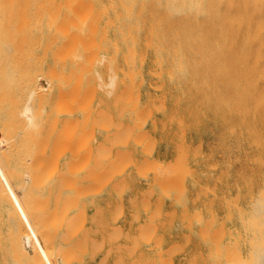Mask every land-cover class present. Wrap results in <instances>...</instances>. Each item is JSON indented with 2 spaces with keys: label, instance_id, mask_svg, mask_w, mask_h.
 Returning <instances> with one entry per match:
<instances>
[{
  "label": "rangeland",
  "instance_id": "1",
  "mask_svg": "<svg viewBox=\"0 0 264 264\" xmlns=\"http://www.w3.org/2000/svg\"><path fill=\"white\" fill-rule=\"evenodd\" d=\"M16 1L18 2L19 0H16ZM16 1L14 0V4ZM21 1L22 0H20V2ZM39 1L40 0H38V2ZM43 1L44 0H42V2H39V3L46 4L47 2H49L50 5L52 3H55L54 5L57 6L59 4L61 6V7H58L59 6L58 5L57 6L58 9L57 8L55 9L56 11H58L61 8L59 10L60 13L57 12L58 18L57 17L53 18L51 16L56 21H54L52 18L50 21H48V19H47V21L50 22V23L47 22L49 25L46 23L45 20H46L47 16L50 15V11L48 10V8H45L46 9L45 11H47V10L49 11V12L47 11L48 13H46L43 9L45 6H48V5L43 4L42 7H40V11H38V13H41V8H42L44 13H45V14L42 13L44 16L42 14L37 13V10H38L37 6L39 7V5L35 4L36 3L35 0L29 1V2H31V4L29 3L31 5L29 7H28V4L26 5V3H25V2H27V0H24L21 3V5H19L20 2H18L19 4L16 2V6H19V7H16L13 4L12 9L14 8V10L11 9V11H13V17L15 18V19L13 18L14 22H13L12 27L16 26L14 24L17 22V17L18 18L20 17L18 14L22 13V11H20L18 9V8H20V6L21 7L27 6L28 9L25 7L27 13L25 10H23V11H25V12H23V14L26 13V16L28 15V18H29L27 20L28 21V23H27V21H25L24 19L21 20V17L23 15L20 14L21 15L20 20L18 19L19 24L15 28V29H18V28L19 29L15 30L14 28H12V34L16 33V35L14 34L15 36L12 35V41L16 42L19 40V38H18L15 41V39L17 38V35H18V37H21L20 38L21 42H23L25 39H28V41L29 40L33 41L35 39V36L38 39L40 37V35H41L40 38L42 39V41L39 38V40L41 42L37 43L39 40H34L30 44V42L25 40L28 43V45L29 44L35 45L34 44L35 42L37 43L36 44L37 47H38V45H41V47L39 46L38 48L37 47L34 48L35 46L34 47L30 46L31 47L30 48L27 46V44H26V46H24L26 42L24 44L20 42V43H18L19 45L17 43L13 42V45L16 44L15 45L16 50H13V49H15L14 47L12 49L13 50L12 52H14V54L12 53L14 55L13 61L9 60V55L11 58L13 56L11 54V52L10 53L5 52V55H6V53L8 54V55H6L8 57L7 63H6V61L3 60L6 56L2 55L3 52L0 53V63L2 62L0 65L6 66L7 70H9V72L12 71V74L14 73L13 75H16V73L18 72L17 73L18 78H17V76H14L18 79L17 80L13 76L10 78V76L12 75L11 73H10L11 74L10 76L9 75L7 76V74H9V73H6L7 72L6 70H5L6 72H4L3 69H1L2 72L4 73L2 75L1 70H0V73H1L0 74V77H1L0 80L2 82V83H0V93L4 92L3 96L1 94L0 95L2 96V98L5 97L4 99H2L0 97V101H1V103H0V136L5 138V135H8V136L12 135V138L15 137L13 140L14 142H15V140H16V142L18 140L22 141L21 144H19V142L14 143L13 141H11L12 139H10V137H7V139H9L10 142H8L7 139H5L6 143L8 145L11 142H13V143L10 144L11 146L6 145L7 150L5 149L6 147L4 148V151H3L4 155L3 154L2 155L6 156L8 158V160L4 157V158H2L3 159L2 161H5V159H6L7 161L11 162V164L13 165V169H14L13 172L14 173L16 172L18 174L20 173V175L17 174V176H15L16 173L14 174L15 178L13 180V185H12V187L15 186V188L17 187L16 185H18L17 190L14 188L17 195H18V193L22 194V192H24L26 194L25 189L26 188L28 189V187H29L28 192H30L31 199H28V197H27V199L22 200V199H24V197H23L24 193L22 195L21 194L18 195L19 200H20V198H19L20 196H21V198L23 197L20 201V202H22V205L23 204L29 205L30 203H33L30 205H35L34 206L35 209L34 208H30V209L37 211V209L40 207L37 212L36 211H34V212H36L38 214L40 211V213L43 214V212H44L43 210H45V212H44L45 215L44 214H43L44 216L42 215V219H43L42 220L41 217L38 216L39 214L36 216H34L35 214L31 215V213H33V211H31L29 209V206L26 208L28 210V213H26V214H27L28 218L30 219V221H31V219H36V222L34 224H33V222H31V224H32V226L34 225L33 229L38 231L37 232L38 237L36 235L33 238V234H31L32 231L31 232L29 231L30 229L27 228V225L26 224H24V225L19 224V223H23L24 220L22 218L18 219L20 216L22 217V215L20 213H19L20 216L18 215V212H19L18 209H17L18 212L15 211L16 208L13 210L12 207L10 206L9 201L7 199H4L2 194H1V200H0V206H1V208H0V264H12V263L13 264H26V263L33 264V262H35V260H36V262H35L36 264L37 263L40 264L41 260H42L41 264H44L42 258H41V260L36 259L38 257L36 254H34V256L36 255L37 257L36 258L34 257L35 259L33 258L34 259L33 262H30L33 259H30V261H29V258L33 257L30 255H33V253H35V252H31V248L34 249V247H35V249H36L35 251L38 252V255H41V253H42L41 248H42V251H43L45 246L48 248V243H49V246L52 245L51 246V252H50V247H49V249H47V248L44 249V250L47 249L46 251L49 250V253H47L46 251L45 252L47 254H52L53 261L58 256L61 255L60 257L63 260V264H117L118 262H119L118 264H140V263L141 264H161L163 261H160V257L162 259L165 258V262H166L167 258H170L169 259V261H171L170 264H191V263L192 264H237V263H239V264H257V257H258L259 251H264V200H260V198H259V197H264V195H262V194H264V192H262V191H264V46L261 47L260 42L257 39H254L252 37L249 38L248 36H245L243 34H228V33L222 32L220 29L221 25L219 26V28L218 27L212 28V29L209 28L208 31L205 33V35L202 37H191V36H183V35L178 34L177 33V22H176L177 13L175 10L176 6L174 3L175 1L173 2V0H168L167 3H166V0H90L89 3L92 2L93 10H91L90 13H88L90 16L86 15V13H85V15H84L85 17H83L81 14H78L79 12H82L81 9H79L80 11L77 12L78 11L77 9L79 8V3H80L79 0H77V2H76L77 4L75 3L76 6L74 5V7H75L74 9H71V7L67 4L68 0H66L67 2L65 0H55L56 2H54L52 0H50V1L45 0V2H43ZM70 1H72V0H70ZM75 1L76 0H73L72 2H75ZM81 1L83 2L82 9L87 11L86 9L89 7L87 6V4H84V2L87 3L88 1H86V0H81ZM168 2H170V4ZM171 2H173V4H174L173 6H172ZM56 3H58V4H56ZM130 3L131 4L133 3V5L131 7H130ZM115 4H117V6ZM34 5H36V9H37L34 12H35V14L37 13V15H35L33 12V10H35ZM70 5L72 6V4H70ZM51 7L53 10L54 6L52 5L49 8H51ZM85 7H86V9H85ZM104 7H106V8H104ZM126 7L127 8L130 7V8L126 10ZM92 8L90 7V9H92ZM99 9L101 10V13L99 14V16H97L98 13L95 14L98 18H96L94 16L92 18V14L96 13V11L99 12ZM102 9L103 10L107 9L108 11L102 12ZM17 10L20 12L17 13ZM66 10L69 13H67ZM75 10H77L76 11L77 14L72 13V11L74 12ZM85 11H83V13ZM126 11H128L131 14H129ZM14 12H15V14H14ZM63 12L67 13L65 15V17H67L66 20L73 18L72 21L75 22L76 16L78 17L76 20L77 22L74 23L75 25L69 23V21L64 22L65 17H64ZM31 14H33V15H31ZM69 14L73 15V17L70 16L68 18L67 15H69ZM74 15H75V17H74ZM117 15H118V17H117ZM36 16L41 17V18L40 17L38 18V19H42V20H40L41 22L38 21L37 18H34ZM62 16L64 17V19ZM81 16H82V18H81ZM48 18H49V16H48ZM60 18H61V20H63L62 22L59 21ZM74 18H75V20H74ZM90 18H92V19H90ZM95 18H96V24H97V28H96V26H95V28L97 30L96 31L88 30V29H95V28L89 27V24L95 22ZM109 18L112 20V24L108 23V25H107L106 21L109 20ZM31 19H33L35 21L37 20V23L38 22L41 23L40 24L41 26L39 27V29H38L39 24H31L34 22ZM79 19H80V21H83V22L79 23L78 22ZM57 20L59 22H61L60 23V24H62L61 26L64 25L65 27H67L68 26L67 23H68V24H71L70 26H68L69 29L73 30V28H74V30L75 31L77 30V31L75 32V31L71 30L73 32L72 33V32H69V29L66 28L67 30L63 29L65 34H62L63 31H62V28L60 27V24L58 25V23H57L56 27H58V28L60 27L61 30H59L58 28L55 27V25H56L55 23L57 22ZM88 20H90L92 22H90L86 26V23H88ZM111 20H109V21H111ZM21 21H25L27 24L24 23L25 25H20ZM51 21H54V22L51 23ZM63 22H64V24H63ZM34 23H36V22H34ZM113 23H114V25H113ZM226 23H230V24H226L227 28L230 30L238 29V27H239L238 22H235V21L226 22ZM36 25H38V26H36ZM46 25H48V28H49V26H51L50 27L51 29H48L46 27ZM35 26H36V30L34 31ZM80 26H83V27L81 28ZM84 26H86V27H84ZM90 26L94 27L92 24ZM26 27H27V29H26ZM54 27H55V30H57V31H55V33L57 35L55 33H53ZM28 28H31L30 32L34 31V32H31V35H33L34 37L31 36L30 33H28L29 32ZM40 28H41V30L43 28V30H42L43 32L40 31ZM78 29L80 31L83 30L82 34H80L81 32L78 31ZM23 30H25V32ZM39 31L42 32L43 36ZM58 31H60V32L62 31L60 36H59L60 32L58 33ZM87 31H92V33L96 32L95 36L94 35L91 36L92 35V34L90 35L91 32L89 33V35L91 38L93 37V39H95V42L98 45L94 44V43L92 45L91 44L89 45V42L94 41V40H92L89 37V35L87 34L88 33ZM18 32L23 33V36H22V34H19ZM67 32L70 33V36L73 34L71 37H74V38L72 39L70 36H68L69 39H67L68 38ZM24 33H25V35H24ZM51 33L53 35L58 36V38L54 39L55 37L53 38ZM83 33H85L86 41L87 42L89 41L88 44H86L87 42H85V39H84L85 37H83V39L80 38L83 36ZM150 33L152 36L150 35ZM35 34H37V35H35ZM38 34H39V36H38ZM28 35H30V36L26 37ZM49 35H51L52 37H50ZM74 35L76 37L78 35V41H77L78 44L73 43L76 41V37ZM79 35H82V36H79ZM100 35L102 36V38H100ZM104 35H106V36L104 37ZM24 36H25V39H24ZM123 36H124V38H126L125 40H124ZM146 36H147V39H146ZM87 37H89L91 39V41H90V39L88 40ZM244 37L247 38V44H246V42H244L246 44L245 45L246 47L245 46L243 47L244 49H242L243 51L241 53L240 46L242 47V45H243V41L245 39ZM31 38H33V39H31ZM49 38L50 39L52 38L51 41H53V40L54 41L50 42ZM149 38L151 39V43H150L151 46L147 45V43L145 44L146 40L147 41L150 40ZM22 39H23V41H22ZM48 39H49V41H48ZM58 39H59V41H58ZM99 39H101V40H99ZM63 40H65V41L69 40V42L64 43L63 47H62V48H64V46L66 44L67 47H65L63 50L67 49L69 52L67 53V50L64 51V52H66V55H64L63 54L64 52H62L61 55L63 54L64 56H63V58H59L60 56L58 57V51H60L62 48L60 50H58L57 48H58V46L59 47L62 46L61 43H63L62 42ZM80 40H83L85 42V44L87 45L86 48L88 47L87 49L81 44L82 41H80ZM46 41H48V42H46ZM79 41H80V43H79ZM70 42L73 43L74 46H76V47L73 46L74 50L72 52L74 54H77L78 55L77 57H81V59L79 58L80 63H81V60L83 59V63L86 62L85 64H88L87 62H89V60L91 58L89 60L87 58H89L91 54L94 55L98 51L96 53V57L94 55V58H93V60H95V61H92V59L90 60L93 62V63L90 62L92 67L89 65L90 63L88 64L90 66L89 71L87 69L88 67H84L85 64H84V66H80V63H79V66H78V64H75V63H77L78 59L76 57V59L74 60V58L71 56L72 52H70L69 48L70 47L72 48V45ZM115 42H116V44H115ZM45 43H46V45H45ZM47 43L50 44L49 47H47L48 46ZM51 43H52V45H51ZM69 43H70V45H69L70 47L68 48ZM99 44H100V48L97 49V46L99 47ZM22 45L24 47H22ZM43 45L45 47H47L44 49V50H47L45 53L46 55L44 54V50H43L44 46ZM56 45H57V48H56ZM18 46H21V47H18ZM79 46H81V47H79ZM132 46L134 49H130V50L131 51L135 50L136 54L133 51V53L131 52L132 54H130V56H129L130 51H128L129 50L128 48H131ZM26 47L28 50L25 49ZM115 47H118L117 48L118 50ZM17 48H18V52L20 51L19 54L16 52ZM19 48H21V50ZM22 48H24V49L22 50ZM90 48H92V49L94 48L93 50L96 49L94 51V53H91ZM31 49H33V51H31ZM54 49H55V53H54L55 55L53 56L52 52H54ZM76 49H79L78 52ZM175 49H176V51H175ZM56 50H58V51H56ZM85 50L89 51V53H90V55L88 54L89 57L87 56V53L84 54L83 51H85ZM25 52H26V54H25ZM244 52H245V54H244ZM29 53L31 54V56H33V55L34 56L30 57V55H28ZM42 53L44 56L42 55ZM22 54L23 55L25 54L24 59L26 60V62H27L28 57H30L29 58L30 60H28V61L29 62L31 61V64H33V65H30L31 69L29 66L30 63H28V62H27V64H26V62L24 64L25 69L26 68L27 69L24 70L22 68L23 63L25 61L23 59ZM133 54L135 56L134 57V59H135L134 66H132L133 64H131L132 62H134V60H132L133 57L131 56ZM17 55H19L20 58H17ZM56 55H57V57H55ZM85 55L87 58L85 57ZM102 55L105 56V58H106L105 60L107 61V63L105 61L102 63L99 62ZM34 57L36 58V61L39 63V65H38V63H36V61H34L35 60ZM53 57H54V59L56 58L55 60H57V63L54 61ZM125 57L128 60V61H126V62H128L127 64L125 62ZM179 57H180V60H179ZM15 58H17V61L14 60ZM31 58H34V60H31ZM37 58H38V60H37ZM57 58H59V60ZM69 58H71V59L73 58V59L72 60L70 59L71 61H69ZM85 58L87 59L86 61H85ZM18 59H20V61H18ZM2 60L7 65H5V63H3ZM64 60H65V63H64ZM96 60H98V62H96ZM14 61H15V63H14ZM58 61H61L62 64L59 63ZM8 62H9V66H11L12 64L16 65V64L20 63V64H22V67L20 65H19L20 67L15 66L16 70H18L17 72L15 70V72H16L15 73L13 70L14 66L12 65L11 67H13V69H11V67L8 66ZM40 64L41 65L43 64V65L41 66ZM27 65H28V67H26ZM52 65L53 66L55 65L54 67L57 70L54 69V71H56V72L58 71V69L59 70L61 69L60 67H62L63 71H61V74H59L60 73L59 72V73H57L59 75L55 76L57 74L56 73L52 74L51 70H50V72H51V74H50L49 71H47V70L52 69V71H53ZM88 65H86V66H88ZM179 65H181V66H179ZM37 66H39V67H37ZM75 66H77V67L75 68ZM6 67H4V68L6 69ZM8 67L11 69V71ZM41 67H42V69H41ZM180 67H182V69ZM1 68H3V67H1ZM81 68L83 70H85V71L87 70V71L86 72L84 71V73H82L83 71L82 72L79 71ZM120 68H122V71L120 70ZM129 68L131 69L129 72H131L132 68H133L134 73H135V74L133 73V77H131V78H133V83H134V86L132 85L133 88L131 89L133 93H132V95L130 93L131 96H129L130 97V100L128 99L129 102H126L127 100L125 101V98L123 99L124 100L123 104L127 105L128 108L125 109L124 112L122 111L121 112L122 114L120 115L118 113L120 112V109L122 108L121 106L123 105L122 104L120 106V104L123 102L121 100L123 97H121L120 95H121V92L123 91L122 89L124 88V86H127L128 82H130V79H129L130 76L128 77L126 75V74H128L127 69H129ZM109 69H112L117 74V86H116L113 94L108 96L103 89H101L100 87L97 88L98 79H97L96 73L99 72L103 75H106V74H108ZM23 70L25 71V74H23V72H24ZM33 70L36 71L38 74H41L39 72H42V71H43L42 74L44 72L46 73V71L50 74V76H49V74L47 76L41 75V77H45V79L49 81L48 82L49 84H51V85L53 84V86H51V85L49 86V84H48V87H49V89L47 87V89L49 90L48 92H47L46 88L41 87L43 90H46L45 95L43 92L41 93V88L39 87V85H37L39 77H38L36 72H33ZM40 70H42V71H40ZM137 70H139V72H137ZM160 70L162 71L161 75L159 74ZM70 71H72V77L70 75L71 74ZM76 71L78 73L80 72L81 73L80 75H82V74L83 75L80 76ZM62 72H63V74H62ZM75 72L77 73V75L75 74ZM156 72H158V73L156 74ZM45 73L43 75H45ZM68 73H70L68 75L69 77H66L65 75H67ZM89 73H91L92 79L88 75ZM5 74L10 79L14 78V79H12V81H13L12 85L9 84V82L11 83L10 79L8 80L6 76L5 77L9 82H7V80L5 79V77H4ZM33 74H34V77H33ZM51 75H53V76H51ZM61 75H64V76H61ZM78 75L80 77L79 87L81 89L79 88L80 91L78 90V87H77L78 84H77L76 86H73V89H75V88L76 89L75 90L72 89L73 90L72 93H74V91L78 90L77 92H79V93H77V94L79 96H81V93H82L83 89L86 88V85L87 86L90 85L89 87L91 90L89 89V92L96 88L95 93H94V91L92 93H88V92L85 93L87 95L91 94L90 96L94 95V97L88 98L90 100L87 102V104H88V105L86 104L87 106L84 104L85 108H83V105H80L81 103H79V105L82 106L83 109L80 108V106L78 108V105L73 107V105L77 104L78 100H79L77 98V97H79L77 94L73 95L71 98H69L70 96L68 97V95H67L68 91H69L68 88L72 87L71 85H73V84L75 85L76 80H78V78H79ZM86 75H88L87 78L90 77L89 82L87 80L88 84L86 82ZM128 75H130V74H128ZM159 75H160V77H159ZM2 76L4 79L2 78ZM27 77L29 79H27ZM31 77H33V80H31ZM63 77H64L63 82L64 81L66 82V80L68 81L66 83H63L64 86H62V89H64V91L67 94H65V92H62L65 96L62 95V93L60 94V98L62 100L60 99V103L58 105L60 106L63 103V100H64V103L66 105H68L70 103V101H72V103H70V104L72 105L73 110L71 109V107H69L71 105H69L67 108L63 107L64 108V109L62 108L63 111L60 108L61 106L60 107L58 106L59 107L58 109H60V111L58 112V110H56L57 109V107H56L55 112H58V114L56 115V113L53 112L55 107H53V108H51V107L55 106L54 105L55 102L57 100H59V98H58L59 95H57V94H59L60 91H63V90H61V88H60V90H58L59 85L57 84V83H60V85H61L62 81H60V79H63ZM74 77L75 78L78 77V78L75 79ZM123 77L126 80H124ZM25 78L27 80H29L30 83L25 82V85H24V81L26 80ZM65 78H66V80H65ZM81 78H82V80H81ZM95 78H96V80L94 81ZM15 79H16V82H15ZM21 79L23 80V82ZM49 79H51V80H49ZM122 80H124L125 82H122ZM5 81L9 84L8 85L9 87L7 86V83ZM18 82L20 84L18 86H20L21 88H22V86H24V87L28 86L30 89L33 88V90H30L29 88L23 87L22 90L25 89V91L24 90L22 91L21 88L17 86ZM20 82L23 84L22 86H21ZM92 82L95 86L94 89H92L93 88ZM31 83H33V84H31ZM2 86L5 89L4 88L2 89L1 88ZM6 87L9 88L10 93L8 92ZM17 87H18V89H17ZM11 88L14 89L13 91H15V92H13ZM124 89H127V88L125 87ZM27 90H28V93L26 92ZM22 92L25 94H22ZM30 92H31V95H33V93L36 94V95L34 94V96H33L34 98H31V96L29 95ZM129 92H130V90H129ZM13 93H14V96H16L15 94H17V96H16L17 98L13 96ZM126 93H127V91L124 92V95ZM136 93H138V94H136ZM40 94H42V95H40ZM47 94H49V95L47 96ZM50 94H51V96H50ZM135 94H136V96H135ZM6 95H7V97H6ZM19 95H20V97L18 98ZM39 95L41 96V98ZM76 95H77V97H75ZM89 95L87 97H89ZM128 95H129V93H128ZM22 96L24 99L22 98ZM45 96H46V99H45ZM49 96H50V98H49ZM122 96H123V94H122ZM133 96L135 97V99H136V97H139V98L134 101ZM29 97L34 100V101H30V103L33 102V104H30L29 101L27 100V98L29 99ZM64 97H66V98H64ZM83 97H86V96H83ZM119 97H121V99ZM124 97L128 98L127 96H124ZM13 98H16L17 100H19V102ZM25 98H26L27 102L25 101ZM67 98L70 100L69 101L66 100ZM116 98H119L120 100L117 99L118 101H116V102H118V103H117V105L116 104L114 105ZM10 99H12V101ZM39 99L41 101H39ZM88 99H86V100H88ZM4 100L6 102L3 104ZM7 100H9V101H7ZM80 100H82L81 97H80ZM141 100H144V101H141ZM20 101L24 102V103L21 104ZM61 101H62V103H61ZM65 101L68 103H66ZM133 101L135 102V103H133V106H135L136 103H137V105L135 106V110L134 109L130 110V108H131L130 104ZM12 102H15L16 104H14V106H11V105H13ZM36 102L37 103L40 102L42 105L37 104ZM85 102L83 101L82 104ZM28 103L30 106H33L34 109H36L38 105H39L38 109H40V111H41V108H40L41 106L42 107L44 106L43 108L45 109L43 111V108H42V111L44 113L40 115V116H42V118H41L42 121L40 120V116H38L42 111L41 112L39 111V114H38V112H37L38 109L36 111L38 115L35 114L34 115L35 118L30 117L31 119H33V124H35V125L38 124V126L36 125V128L37 127L43 128L42 126H44V129L46 130L48 125L53 123V125H52V127H53L56 124L55 131L54 130H51L52 132L49 131V133L51 132L50 135H52V136H50L48 133L49 136L46 137L49 142L47 141V143H46L45 142L46 139H42V140H44L43 142H45L47 144L45 146V144L43 143L45 147H42V149H44V151L43 150L38 151L39 148L36 147V150L39 153L42 151V153H40V154H42L41 156L39 153H38V156L36 155L37 157L40 158L41 161L42 160L46 161L45 158H47L48 156L51 157V155H53L52 152H54V154L56 153V155H53V156L56 157L55 159H56L57 163L55 164V162H52L53 166L56 169L51 164L50 165L47 164L52 169H50L48 167L49 169L47 171H49V172H47L46 174H45V171H44V174L40 173L41 175H45L44 179H46V180H43V178L41 179L44 182L43 181L40 182L41 177L37 178L39 175H36V176L31 175V173L38 174L39 171L42 172L44 170L43 168L47 169V167L45 165H42V164H44V162L40 161L41 163H39V161H38L39 158L38 159L36 158L37 159L36 161H38V164L34 163L35 160H33L35 154L37 153L34 147L37 146L38 141H39V143L41 142L40 137L38 136L37 133H40L41 132L40 130H42V129L40 128V130H39L37 128L39 130V132L38 131L36 132V130H34V128H35L34 125H31V127H33V129H31L28 126H25L26 125L25 121L29 122V120L26 118L27 116L24 117V114L22 113V111H24L23 108H26V106H27L26 110H28V111L26 114L28 116L29 115L31 116V114H33V112H35V111L31 110V114L29 113L31 108L28 109V105H27ZM159 103L162 104L163 106L162 105H160L162 107L158 106L160 109L158 108V110H157L156 105H159ZM153 104L155 105V107ZM17 105H18V107H17ZM144 105H145V107H144ZM8 106H10V107H8ZM13 107H14V109H12L13 114L11 112L9 115V112L11 111L10 108H13ZM15 108L17 110L14 112L13 110H15ZM69 108L71 109V112L69 111ZM123 108H124V106H123ZM148 108L150 110H148ZM66 109H68V110H66ZM100 109L103 110V113H108L112 119V123H111L112 125L109 123V121H107L109 119H106L107 122H104V123H107V125H108V126H106L107 128L106 127L104 128V126L106 124H102L101 123L102 121H100V119H99V118H102L101 115H97V112L99 113ZM8 110H10V111H8ZM121 110H123V109H121ZM139 110H140V112H144V111L146 112L147 111V115L149 114L148 116L147 115L144 116L145 112L143 113V116H144L143 120L145 119V117H148V118H146L147 120H144L145 121L144 125L141 127L134 126V124H137V122L140 120L139 118H136L135 117L136 114H134L136 111H139ZM85 111L86 112L89 111L90 115H88V113H86V115L89 116V119L85 120V122L87 121L86 124L87 123L88 124L84 125V123H83L84 128L83 127L82 128L85 129V132H86V130L90 132L92 128L89 130L87 128L88 127H94V129H93L94 131L92 130L93 133L91 132V135L89 132H86V133H89L88 135H90L89 137H87L88 135L86 136V134H85V136L88 139L86 137H84L83 136L84 134H83L81 136V139L84 138L85 142L83 141V144L80 145L82 147L75 145V146H77L78 150H76L77 148L75 150H73L74 148H71L72 147L71 145L68 147H67V145H69L70 143L72 144L73 140H74V143L75 142L79 143L78 139H76L75 137L77 135V132H78V134L80 133V135L83 132V129L81 128V125H82L81 119H82ZM148 111H149V113H148ZM16 112H18V114H16ZM19 112L23 116H21V114ZM100 112H102V111H100ZM154 113L155 114H161L163 119L162 120L152 119ZM19 114H20V116H18ZM49 114H51V115H49ZM140 114L141 113H139L138 117L142 116V114H141V116H140ZM12 115H14V117ZM15 115H17V116H15ZM53 115L54 116L56 115V117H57L56 120L58 122L53 119V117H54ZM86 115H84V118L87 117ZM118 115H120V116L118 117ZM131 115H132V117H131ZM18 117H19V119H18ZM22 117H23V119L26 118L27 120L24 119L25 121L24 120L21 121L22 119H20V118H22ZM67 117H69L71 120L69 119V121H70V122L68 121L69 124L66 121L65 125H66L67 129H65V126L63 127L62 125H64L63 119L65 121V119ZM74 117H77L78 121L77 120L76 121L79 122L77 127H76L77 130L75 131V133H73L72 131H71V133L69 132L70 134L67 133L69 135V137L66 133H65L66 137L62 135L63 137L62 136L61 137L63 139L66 138L65 141L67 143H65V141L62 139L64 141V144L61 141L60 145H62V144L63 145L57 146V145H59L58 144V138L59 137L55 133L56 132L59 133L61 131L60 132V135H61L62 131H63L62 128L64 129V132H68V130L70 131V128L74 127L70 123L72 121H73L72 124L77 123L75 121L76 118L73 120ZM93 117H94V119L95 118L99 119L100 123L103 126L102 125H100V127H99V125H98V127L97 126H90V125H95V124L97 125L99 123V121H96L95 124H92L91 120ZM104 117L105 116H103V118ZM8 118H9V121H7ZM14 118H16V119L14 120ZM51 118H52V121H55L56 123L51 122ZM103 118H102V120H103ZM107 118H108V116H107ZM170 118H171V120H170ZM178 118L181 120L182 124H179ZM17 119L19 120V122ZM45 119H46V121H45ZM141 119H142V117H141ZM16 121L18 123L15 126ZM43 121H45V122H43ZM93 121H95V120H93ZM104 121H105V119H104ZM152 121H154V122H152ZM6 122H8V123H6ZM22 122L24 123L23 125L25 126V128L27 127L26 130L24 129L25 133L22 130L24 128V126H23V128L21 126ZM133 122H134V124H133ZM11 123L14 124L15 129H14V126L11 127V125H12ZM115 123H117V125L121 123L122 126L120 125L121 126L120 128H119V126H116V128H115V126L113 125ZM148 123H151V126L154 130H157L160 128L161 130L165 131V130H169L171 128H174L175 134H176V139H177V145H179V147L181 145L183 148L182 151L184 152V153H182L181 149L179 150L178 146L176 147V150L177 149L178 150H177L175 159H177V156H179V154L182 153L183 157L179 158V160H181L180 166L184 165V166L180 167V169H178V168L177 169L181 170V172L188 170L185 172L187 174H185L184 172H182V174H180V171L172 170V168H173L172 165L168 164V163H176V161L168 162L167 164H164V163H160V162H157L156 160L152 159L155 141L153 142L154 145H150V147L152 146V148H149L150 152L149 151L145 152L142 150L146 146L147 140L150 141V144H152L151 141L154 140V139L150 138L149 133L146 129ZM2 124H3V126H2ZM28 124L30 126L31 123L29 122ZM6 125H9L12 129ZM39 125H41V126H39ZM127 125L131 128L134 126V130L131 131L132 133L130 135V138L128 137L129 139H127V141L125 140L123 143L122 140L124 137H121L122 139L120 138L121 139L120 142L122 144L121 143L118 144V142L116 140L114 141V144H111L109 141L113 140V133L112 132L125 133L124 129ZM68 127H69V129H68ZM28 128L33 130V131L28 130ZM6 129H8L10 132H7ZM50 129H54V128H50ZM71 129L73 130V128H71ZM126 129H127V127H126ZM12 130L14 132L13 133L14 136L12 134ZM19 130H20V132H19ZM48 130H49V127H48ZM129 130H130V128H129ZM28 131L29 132L31 131V133H34V131L36 132V133H34V135L37 134L36 135L37 137L31 136V138H33V139L35 137L39 138L38 140L36 138H35L36 140H34L35 142H37V144L31 145V143H33V141L30 142L27 139V141L30 142L28 144V142L26 143L25 135L23 137L24 140H23V138H21L22 136H19L21 133L22 134H26V133L29 134ZM137 131H141L142 134H143V131H145L146 137L143 135L144 138H142L143 139L142 140L136 134ZM16 132H17V134H16ZM46 133L47 132H45L43 130L41 136L45 137L47 135ZM181 133L183 135H181ZM71 134L73 136H71ZM106 134H107L108 138L105 137ZM127 134H128V132H126V136H125V134H122V135H124L125 138H127V136H128ZM135 134L137 137L135 136ZM31 135H33V134H31ZM54 136L58 137L57 142H56L57 145L54 144L57 147L53 146L55 148V150H53V148H52V152H50V150H51L50 147L52 145L51 142L55 141L53 139ZM118 136H116V137L118 138ZM26 137L29 138V136H27V135H26ZM133 137H136L137 139H141L142 142L135 143L132 139ZM19 138H21V139H19ZM187 138H191V139L193 138V144H189V142H187ZM33 139H30V140H33ZM67 139H69V140H67ZM81 139H79V141H82ZM68 141H69V144H68ZM59 142H60V140H59ZM145 142H146V144L144 145ZM52 143H55V142H52ZM77 143H75V144H77ZM89 143H91V144L89 145ZM100 143L103 146H105L106 149H107V147L108 148L111 147V145H115V146L111 147L112 148L111 150L110 149L106 150L107 152L110 150L109 155H103L102 156L103 158L102 157L100 158L99 157L100 152L97 153L101 149V147H103V146H101ZM26 144L31 145V147H33V149H34L33 152H35L34 156H30L33 154H31V153L28 154V152H26V151H30V150H25V148L23 147ZM65 144H67V145H65ZM13 145H15V146L17 145V147H15ZM21 145H23V146H21ZM18 146L21 147V150H19V153L20 152L23 153V149H24L25 150L24 153L26 152V155H29L28 156L29 160L26 161V159L28 157L25 160H24V157L22 158V156L26 157L25 154H22L21 156H19L18 150L16 149V151H15V148L20 149V147H18ZM75 146H73V147H75ZM99 146H101V147H99ZM25 147H27V146H25ZM31 147L28 146V148H26V149H29V148L31 149ZM58 147H60V148H58ZM86 147L87 148L89 147L88 149H91L92 151L91 150L89 151ZM105 147H104V149H105ZM56 148L58 150H56ZM96 148H99V150L97 152H96ZM147 148H148V144H147ZM8 149H10V151ZM138 149L140 151V156L135 157L134 153ZM45 150H46V152H45ZM84 150L85 151L88 150L87 152H89L88 153L89 155H87V152H83ZM116 150H118L117 153L119 151H120V153H122V152L124 153V151L127 152V155L128 154L131 155L128 157H132V161H129L131 159H128L127 156L125 155V153H124V155L126 156L125 159H123V157L121 158L120 156H118L119 159L121 158L120 160L123 159L124 162L127 163L129 161L130 163L128 162L127 164H125L123 162L124 165H118V168L120 170L116 169L115 170V171H117L116 173H115V171L112 172L114 169H112V171L110 170L112 172L111 173L112 176H108L109 174L107 175L108 177H110L109 180H107L108 179L107 176L106 177L104 176V178L107 181H105V179H103V181H102V178H98V179H101L100 181H102L103 183L100 182L99 180L97 181L95 179L96 176L100 177V175H103L102 173H104L105 170L107 173V171H109V169H111V167L113 165H115L116 163H119V162H117V161H119L118 158L116 160H114L115 155H117ZM121 150H122V152H121ZM202 150H206V153L203 154L201 152ZM6 151L8 152L7 154L5 153ZM14 151H15V153H14ZM71 151H72V153H71ZM60 152H61V154H60ZM102 152L103 151H101V153ZM110 152H111V154H110ZM9 153H10V155H9ZM79 153L83 154V155L80 154V157L81 156L84 157L85 155H87L85 157H87L86 159H88V161L84 160L85 162H83L84 165H82V166L80 165L81 162H79L80 168H77V165H78L77 162L73 160L75 162L74 163L75 165H74L71 160H72V158L77 160V158L79 157ZM149 153H150V155H149ZM11 154H13L12 156L14 158L11 156ZM105 154H106V152H105ZM15 155H18V156H15ZM46 155H47V157H45ZM53 156L51 158H49V159H51V161H53V159H54ZM19 157H20V160L23 159L24 163L22 162V164L24 166H22L20 164L21 161L18 162L19 160L16 159ZM30 157H33V158H30ZM41 157H42V159H41ZM94 157H96V158L99 157L100 159H102L101 160L102 166H100L101 163L97 164V166L95 165V162H97L98 159L96 160ZM146 157H147V160L150 162V164H151V162H152V164L154 163V165H152L153 167H151L149 164L151 169L149 166H147V168L150 169V171H147V172L144 171V169H143L144 168L143 164H145L144 161L146 160ZM202 158H204L207 161V166L209 168V172L205 173V175L209 178L210 183H209V185L200 186L199 192H202L205 194L209 193L211 195V199L207 203L206 214L203 215L201 212H199L198 215H195V213L197 214V212L188 213L186 211V208H185V194H186L185 183H186L188 178H190L191 181L196 182V178L201 175V173L198 174L194 170V168L191 166V162H194V164H196L198 162V160H201ZM68 159H69V161L72 162V166H75L77 169L75 167L73 168V170H72V168H70L72 166L70 165L71 162L69 163ZM151 159H152V161H150ZM30 160H33L30 162V164L33 163L35 171L33 169H29L28 161H30ZM78 160H80V158ZM109 160H111L113 164L108 163ZM101 161H99V162H101ZM153 161H155V162H153ZM16 162L18 164H15ZM65 162L66 163L68 162L67 166L70 165L69 166L70 169L68 168L69 170L66 168L67 166H66ZM114 162H115V164H114ZM25 163H27L28 165L26 166ZM45 163H48V162H45ZM106 163H108L107 166H105ZM120 163H122V161H120ZM155 163H159V164L155 165ZM39 164H40V166H43V167H40V166L38 167ZM140 164L142 166V169L139 168L140 171L142 170L141 173L143 174L145 172L143 175H141V173L139 174V172H137L138 166ZM35 165L37 167H35ZM109 165H111V167L108 169ZM159 165H161L162 168ZM176 165H177V163H176ZM176 165H174V169H176L175 168ZM115 166H113V167H115ZM121 166H123V167L121 168ZM129 166H133V169H129ZM169 166H170V168H169ZM30 167H31V165H30ZM93 167L95 169L98 168V169H96L97 173H98V171H100V169L101 170L105 169V170L101 174L94 176L93 174H95L96 172L94 169H92ZM154 167H156V169L159 168L158 169L159 171L157 172L159 179H160V176H163V175L165 176L166 174L169 176L170 175L173 176L174 174H175V176L183 175V176H179L180 178L182 177L181 179H178L179 177H175V176L170 177V178L174 179V181H172V182H174V184L177 183V187H176V185H174L171 182L173 187H170L171 183H170V186L167 184L168 187H170V191H169V188L167 189V187H165L167 185L163 184L164 187L163 186L162 187L167 189V190L162 191L164 189H162V187L159 185V183L161 184V182H159V181H158L159 183L157 182V180H158L156 177L157 175L154 177V171H152L154 169ZM163 167H165L166 171L162 170ZM31 168H33V167H31ZM88 168H91L94 172L88 170ZM115 168H117V167H115ZM160 168L163 172L160 170ZM182 168L183 169L185 168V169L182 170ZM38 169H39V171H38ZM85 169H87L89 172H91V175L90 174H89L90 176L87 175L88 178L86 176V178L89 180H85L86 179L85 178L81 181L80 179H82L83 176L88 174V171ZM64 170H65V172H67L69 174L73 173V174H71V177L73 176L77 179L76 181L73 180V183H72V181L67 182L65 180L67 182V184L69 185V186L66 185V187L62 186V185H65V182H63L64 180L63 181L61 180V183H59L60 182L59 180L61 179V177H64V176H62L60 174L57 175V173H60V172L63 173ZM25 171H27L26 172L27 175H26ZM31 171H33V172H31ZM36 171H38V172H36ZM120 171H122V172H120ZM155 171H157V170H155ZM92 172H93V174H92ZM113 173H114V175H113ZM131 173H134L138 178L142 179V181L144 182V187L133 192L132 197L129 199L130 218L127 220V219H125V197L124 196H125V193L128 191V189L131 187V185L129 184ZM188 173H190V174H188ZM23 174H24V179H23ZM21 175H22V177H21ZM75 175H77V176H75ZM28 176H30V177H28ZM33 176H35L37 178L36 181H39L41 183V185H38L36 183V181H35L36 178ZM65 176H67V175L65 174ZM68 176H67V178H68ZM169 176H168V178H169ZM20 178H22L23 181ZM27 178H28L29 183H31L30 184L31 186L29 184H26L28 182H26V183L24 182V180L27 181ZM165 178H167V177H165ZM170 178H169V181L171 180ZM29 179H33V182H30L31 180H29ZM62 179H64V178H62ZM68 180H69V178H68ZM153 180H154V182H153ZM179 180H181V181H179ZM91 182H93V183L96 182L95 184H98L100 187L98 185H96L98 187L97 188L95 185H93L92 187L95 186L93 191L90 189V187L88 189L86 188L87 190H84L85 187L87 186V184L88 183L91 184ZM164 182H165V180H164ZM164 182L162 181V183H164ZM179 182H180V184H179ZM231 182H233L232 183L233 185L229 184ZM19 183H22L21 188H24V186H25V188L23 190H21L19 188V186H20ZM50 183H52V184H50ZM167 183H169V182L167 181ZM23 184H26V185H23ZM79 184H82V186L85 185V187H84V189H81L83 191L79 190L80 191L79 193L81 194L80 197L76 195L78 197V198H75L77 203L72 202L73 205L67 204L68 205L67 207H65V208L62 207L65 209L64 211H66L67 208H68V210L66 212H64L65 214H63V213L60 214V212H58V211H61L62 208H61V210L59 208L61 207V204H63V206H65L64 205L65 203H62V201L64 199L63 196L60 197L61 200L57 197V199H59L58 200L59 203L56 200L57 201V204H56L57 209H53V207L55 206V203H56V202H54V200L56 199L55 196H57L55 194L57 191H58L57 193H59V190H58L59 185L62 186V187L60 186V190H62L60 195H64L65 193H66L65 195H67L69 193L71 196L72 193L73 194H79V193H77V190L75 192V188H76L75 186H77V185L81 186ZM90 184L88 186L92 185V184L91 185ZM118 184L119 185L124 184V187H122L123 185L119 186ZM218 184H222V185L227 186V189L229 188V190H228L229 196L228 197L223 196V199H222L223 205L225 207V210L222 214L217 213V211L213 209L214 199L217 198V196H216L217 193L223 192L220 189L218 190ZM27 185H29V186H27ZM50 185H51V188H50L51 190L48 188V186H50ZM115 186H116V189H115ZM118 186L123 189V190L121 189V192L118 191V188H117ZM206 187H207V189H206ZM230 187H232L233 189L230 190ZM80 188H82V187H80ZM171 188H173V189H171ZM37 189L38 190L40 189L39 190L40 192L37 191ZM35 190H36V192H34V194L36 196L39 195V194H37V192H39L41 194V195H39L40 198L43 196L48 197V198L45 197L48 200V203H46V202L44 203L46 205L42 204L43 206H40L41 203L39 204V201L41 199L39 197L33 196V194H31ZM147 190L148 191L151 190L152 193L148 192ZM17 191H19V192L17 193ZM28 192H27L26 196L27 195L30 196L28 194ZM49 192H51V193H49ZM147 192H148V195L146 194ZM165 193L166 194L168 193V195H165ZM174 193H177V194L175 195ZM34 197L39 198L40 200L36 201V198H34ZM64 197H66V196H64ZM158 197H160V198H158ZM33 198L35 200H34V202H31V201H33ZM70 198L74 199L73 196H71ZM72 199H71V201H73ZM141 199H146V200H144L145 203H147V200H149L148 205H150V206L147 205L148 206L147 208L145 206L143 208L142 205H144V203L141 205V202H142ZM158 199H160V202ZM165 199H172V200H174V202H176L179 206L182 207L180 210V213L177 217V223L179 224V229H181V231L177 234L176 237L175 236L172 237V235L170 233L172 221H175V218H176L175 212H174V215L171 216L170 214H168V213H171V211L165 210L163 208V204H164ZM261 199H264V198H261ZM26 200H27V202H26ZM28 200H31V201L29 202ZM140 200H141V202H140ZM259 200H260V202H259ZM35 201L38 204H35ZM149 202H150V204H149ZM133 204H135V205H133ZM117 205H122V207L117 206ZM256 205H257V207H256ZM36 206H38L37 209H36ZM46 206H48V207H46ZM75 206H76V208H75ZM156 206H158L157 207L158 212H156V215H154V219L153 220L148 219L149 215H152L155 213L154 209L156 210ZM24 207H26V206H24ZM42 207H44V209H41ZM116 207L120 211V213L118 212L119 215L121 214L120 216L115 215L116 210H117ZM118 207H120V208H118ZM79 209H81V210L83 209L82 211H84L85 214H84V212L79 211ZM29 210L31 211L30 213H29ZM41 210H42V212H41ZM53 210L54 211L56 210V213H57V217H56L57 219L55 218L56 219L55 222H54V220L53 221L51 220L50 222L47 221V222H43V223L40 222L39 223V220L45 221L44 220V218L46 219L45 216H48L46 214L51 213V215H53L54 212L53 213L49 212V211H53ZM8 212H9V214H8ZM25 212H27V211H25ZM75 212H82V214L80 213L81 216L82 215L85 216V220L83 221L84 222L83 225L81 224L82 221L80 222V224L82 225V228H80V230H77L78 229L77 227H72V225L73 226L77 225L76 223H79L80 219L83 218V217L79 218L78 219L79 221L75 220L76 218H74V217H77L78 215H80V214H78L76 216ZM166 213L168 215H166ZM7 215H8V217H7ZM59 215L60 216L62 215V217H60ZM72 215H74V217ZM135 215H137V220L135 219V217H136ZM31 216H33L35 218H33ZM40 216H41V214H40ZM71 216L73 217L72 219L75 220V224H72V225L70 224L71 222L69 223V221L66 223L67 219H69ZM115 216H117V217H115ZM197 216H199V217L201 216L200 220H199V218H197ZM49 217H48V219H49ZM72 219H71V221H73ZM19 220L23 221V222L18 223ZM207 220H208V222H207ZM10 221H11L12 225H11ZM188 221L191 224L188 223ZM48 222H49V229H50L49 231L51 232L52 235L49 234L50 232H48V230H47L48 229L47 228ZM52 222H54V224H52ZM44 223H47V224H44ZM36 224H38V225H36ZM50 224H52V225H50ZM69 224L71 225L70 228H68ZM80 224H78V225H80ZM148 224H155V227L149 225V227H151V228L154 227V230H153L154 233L152 231L149 234V231H148V234L150 235V239L145 238L146 234H144L145 232L143 233L142 230H141V233L144 234L145 236L144 237L142 235L139 236L140 229L143 226L145 228L146 226H148ZM18 225H22V227H24L26 225L27 230H25L26 229L25 227H24V230L29 231L30 233H28V232L25 233L23 231V229L21 231V228L18 230V227H19ZM45 225H46V228H44ZM81 225H80V227H81ZM35 227L37 229H35ZM71 227L74 229L71 230L72 229ZM149 227L147 228V230L148 229L151 230V228H149ZM200 227L202 229L205 228V230L201 231ZM43 228H44V232L46 234L43 233V231H42ZM45 229H46V231H45ZM114 229H115V231L117 229H119V230H117V232H119V231L121 232V234H120L121 236L115 235V236H119V237H116V239L112 237V235H114V233H113ZM66 230L68 231V233H70V235L68 234L70 237L66 238L67 241L65 240L66 242H64L62 240L63 238L60 239V237H62V236H60V233H64L67 235ZM69 230H70V232H69ZM84 230H86V231H84ZM15 231L17 234H15ZM19 231H21V233ZM36 231L33 233L36 234ZM74 231H75V233H74ZM22 232L25 233L24 236L21 235V234H23ZM39 232H41V233H39ZM117 232H116V234H117ZM30 234H31V236H30ZM44 234L45 235L48 234L47 236L51 235V237L49 236L50 239L47 237V239H49V240H47L45 238L46 236H44ZM109 234L111 236H109ZM85 235L87 238H85ZM185 235L186 236L188 235V236L186 237ZM141 236L145 239H143ZM25 237L28 238L27 240L30 239V241H29L30 243L27 241L25 242V240H24ZM110 237H111V239H110ZM213 237L216 238L217 242H216L215 238H214V240L212 239ZM75 238L77 239V241L73 242ZM83 238H85V240L87 242V247L86 246L84 247V249L87 250L86 252H84L82 247L76 248V246L73 245L74 247L72 246V248H73L72 250L73 251L75 250L74 253L71 254L72 251H70V254L68 255L69 258H67V259H66L67 255L65 256V258L62 256L61 249L59 248L58 245H62V246H69L70 245V247H71V245L73 243H76V245H78V244L81 245L82 243H84L81 245V246H84V245H86L85 240L82 241L81 244L79 241V239L83 240ZM91 238H92L93 242L95 241V243H98L101 241L99 244L100 246L98 245L100 247L99 250L98 249H96V251L94 250V247H92V245H94V243L92 244ZM133 238L134 239L136 238L138 243L136 242V239H135V241H133L134 240ZM157 238L161 239L159 241L160 243H158ZM18 239H20V242ZM55 239H56V241H55ZM64 239H65V237H64ZM102 239H103V241H102ZM10 240H11V242H13V241H15V242L11 243V242H9ZM31 240H33V241H31ZM50 240H53V241H51L52 244L49 242ZM144 240H146V241H144ZM40 241H41V243L43 242L42 243L43 245H41V243H39L41 247L37 246V245H39L37 243ZM155 241H157L158 246H157V244L155 245ZM17 242H19V243H17ZM44 242H46L47 245L44 246ZM133 242L137 243V247L133 251V254L132 253L130 254L128 249H130V247H132L133 244L135 245V243H133ZM28 243L30 245L34 244V246L30 247V245L28 246ZM35 243H36V246H35ZM101 243H103V246ZM11 244H12V246H10ZM174 244H175V246H174ZM95 245H97V244H95ZM171 245L174 246V248L175 247L177 248L175 250L176 252H174V254H173L174 249H173V251L170 250V252H172L171 253L172 255L167 254V251H165L166 249L168 250L169 248H171L172 247ZM25 246L27 249H24ZM101 246H102V248H101ZM21 247H23L22 248V250L24 249L23 251L20 249ZM127 247H129V248L126 249ZM178 247H180V248H178ZM56 248H58L60 250L59 253L56 252ZM216 248H218V249H216ZM133 249H134V247H133ZM179 249H181V251H178ZM80 250H83V251H80ZM12 251H14L15 255H12V253H11ZM160 251L161 252L163 251L161 253V256L159 254H157ZM217 251H218V253H217ZM254 251H256V252H254ZM23 252H25V253H23ZM66 252H67V250H66ZM66 252L64 251L63 254ZM75 252L79 255H77V254L75 255ZM251 252H253V253L251 254ZM56 253L58 256L55 255ZM68 253H69V251H68ZM236 254H237V256H236ZM77 256H78V258H77ZM79 256H81V257H79ZM194 256H195V258H194ZM250 256L253 258H251ZM254 256H256V258ZM104 259H106V260H104ZM26 260H28V262H26ZM102 260H104V262ZM115 260H117L118 262L116 263ZM54 264H57L56 261H54ZM167 264H169V263H167Z\"/></svg>",
  "mask_w": 264,
  "mask_h": 264
},
{
  "label": "bare ground",
  "instance_id": "2",
  "mask_svg": "<svg viewBox=\"0 0 264 264\" xmlns=\"http://www.w3.org/2000/svg\"><path fill=\"white\" fill-rule=\"evenodd\" d=\"M15 1H16V0H15ZM23 1H24V0H22V1L20 2V0H19L18 2H20V4H19L17 1H16V2H17L19 5H21V3H22ZM29 1H30V0H27V2H25L26 5L28 4V7L31 6V5H30L31 2H29ZM35 1H36V3H35V2H34V3H35V4H38L39 7L37 6V9H38V10H37V9H36V5H34V6H35V10H33V12L37 10V13H38V11H40V7H42V5H43L44 3H39V2H42V0H40L39 2H38V0H35ZM46 1H48V0H46ZM49 1H50V0H49ZM52 1L56 2L55 0H52ZM65 1H66V0H65ZM72 1H73V0H72ZM72 1L68 0L69 3H68L67 1H66V2H67V4L71 7V9H74V8H75L74 5H75V3L77 2V0H76L75 2H72ZM86 1H88V2H87V3L84 2V4H87V6L89 7V8H87V9H86L87 6L85 7V9H86L87 11H85V10L82 9L83 2H82L81 0H79V2H80L81 4L79 3V8L77 9L78 11L75 10L74 12L72 11V13L77 14V12L80 11L79 9H81L82 12H79L78 14H81L83 17H85V16H84L85 13H86V15H89L88 13H90V11L93 10V8H92V7H93V4H92V2L89 3L90 0H86ZM167 1H168V0H166V3H167ZM174 1H175V2H174ZM16 2H15V4H14V0H0V53L3 52L2 55H5V52H7V53H10V52H11V54H12V53L14 54V52H12V51H13V50H16V48H15V47H16V46H15L16 44L13 45V42H14V41H12V35H14V34L16 35V33L12 34V28L15 29V28L17 27V25L19 24L18 22H19V20H20L21 15H23V16L21 17V20L24 19L25 21H27V20L29 19V18H28V15L26 16L27 11H26L25 7L27 8V6H24V7H23V6H22V7L20 6V8H18V9H19L20 11H22V13H20L21 15L18 14L20 17H19V18L17 17V22H16L17 24L15 23L14 25H16V26H15V27H12L15 18L13 17V11H11V9H12V7H13V4L16 6ZM43 2H45V0H44ZM70 2H71V3H70ZM131 2H132V1H131ZM142 2H143V1H142ZM173 2L175 3V6H176V7H175V8H176L175 10H176V13H177V20H176V22H177V33L180 34V35H183V36H191V37H202V36L205 35V33L208 31L209 28H210V29H212V28H217V27L219 28V26L221 25L220 29H221L222 32H225V33H228V34H243V35H245V36H248L249 38L252 37V38H254V39H257V40L260 42L261 47L264 46V0H173ZM173 2H171V3H172V6L174 5ZM29 3H30V4H29ZM88 3H89V4H88ZM121 3H122V2H121ZM168 3L170 4V2H168ZM54 4H55V3H52V4L50 5L49 2H47L46 4H44V5H48V6H45V7L43 8L44 11L46 10L45 8H48V10L50 11V15H48L49 18H48V16H47V18H46V20H45L46 23H47L48 21H50L52 17H53V18L57 17V15H58L57 12L60 13L59 10H60L61 8H60L58 11L55 10L59 4L56 3V4H58L57 6L54 5ZM70 4H72V6H71ZM76 4H77V3H76ZM108 4H109V3H108ZM22 5H23V4H22ZM24 5H25V4H24ZM49 5H50V6L53 5V6H54V9L52 10V7L49 8V7H50ZM89 5H90V6H89ZM91 5H92V6H91ZM111 5H112V4H111ZM115 5L117 6V4H115ZM132 5H133V3H132V4L130 3V7H131ZM75 6H76V5H75ZM77 6H78V5H77ZM108 6H109V5H108ZM112 6H113V5H112ZM16 7H19V6H16ZM58 7H61V6L59 5ZM90 7H91L92 9H90ZM110 7H111V6H110ZM130 7H129V8H130ZM23 8H24V9H23ZM76 8H77V7H76ZM104 8H106V7H104ZM129 8L126 7V10L129 9ZM132 8H133V7H132ZM132 8H131V9H132ZM21 9H22V10H21ZM27 9H28V8H27ZM43 9L41 8V13H38V14H42V13H44ZM57 9H58V8H57ZM71 9H70V10H71ZM140 9H141V8H140ZM12 10H14V8H13ZM23 10H25L26 13L23 14V12H25V11H23ZM48 10H47V11H48ZM54 10H55V11H54ZM104 10H105V11H104ZM104 10L102 9V12H106V11H108L107 9H104ZM20 11L17 10V13H19ZM42 11H43V12H42ZM47 11H45V12L48 13L49 11H48V12H47ZM52 11H53V12H52ZM64 11H65V10H64ZM66 11H67V10H66ZM76 11H77V12H76ZM83 11H85V12L83 13ZM30 12H31V11H30ZM126 12H128V11H126ZM37 13L35 14V12H34L35 15H37ZM67 13H69V12L67 11ZM67 13H64V12H63L64 17H65V15H66ZM70 13H71V12H70ZM72 13H71V14H72ZM82 13H83V14H82ZM97 13H98V14H97ZM100 13H101V10L99 9V12L96 11V13L92 14V18H93V16L96 17V18H98L97 16H99ZM107 13H108V12H107ZM115 13H116V12H115ZM128 13H129V12H128ZM14 14H15V12H14ZM44 14H45V13H44ZM95 14H97V16H96ZM129 14H131V13H129ZM31 15H33V14H31ZM42 15H43V14H42ZM42 15H41V16H42ZM118 15H119V14H118ZM118 15H117V17H118ZM29 16H30V15H29ZM43 16H44V15H43ZM51 16H52V17H51ZM67 16H68V18H69L70 16L73 17V15H70V14L67 15ZM82 16H81V18H82ZM89 16H90V15H89ZM24 17H25V18H24ZM39 17H40V16H39ZM39 17L36 16V17H34V18H37V19H38ZM62 17H63V16H62ZM64 17H63V19H64ZM74 17H75V15H74ZM13 18H14V19H13ZM40 18H41V17H40ZM53 18H52V19H53ZM57 18H58V17H57ZM66 18H67V17H65L64 22H68V21H69V23L75 25L74 23L77 22L76 20H77L78 17L76 16V20H75V18H74L75 22L72 21L73 18H70L71 20H70V19L66 20ZM92 18H90V19H92ZM96 18H95V22H93L94 24L91 23L94 27L90 26L91 24H89V23L92 22V21H90V20H88V23H86V26L89 24V27H90V28H95V26H96V28H97ZM18 19H19V20H18ZM47 19H48V21H47ZM117 19H118V18H117ZM31 20H33V19H31ZM40 20H42V19H38V21H40ZM53 20L56 21L55 19H53ZM109 20H111V19L109 18ZM109 20L106 21V24H107V25H108V23H111V24H112V20H111V21H109ZM25 21H21V22H20V25H25V24H24V23H26ZM29 21H30V20H29ZM33 21L36 22V23L33 22V23H31V24H39V26L36 25V26H38V29H39V27L41 26V25H40V24H41V23H40L41 21L38 22V23H37V20H36V21L33 20ZM54 21H51V23L54 22ZM59 21L62 22L63 20H61V18H60ZM59 21L57 20V22L55 23L56 25L54 24L55 27L57 26V23H58V25L61 23V22H59ZM70 21H71V22H70ZM108 21H109V22H108ZM233 21L238 22L239 27H238V29L230 30V29H228L227 26H226V24H230V23H226V22H233ZM22 22H23V23H22ZM64 22H63V24H64ZM78 22L80 23V22H83V21H80V19H79ZM27 23H28V21H27ZM27 23H26V24H27ZM46 23H45V24H46ZM48 23H50V22H48ZM48 23H47V24H48ZM84 23H85V22H84ZM222 23H223V24H222ZM71 24H68V23H67L68 26H70ZM82 24H83V23H82ZM29 25H30V24H29ZM48 25H49V24H48ZM48 25H46L47 28H48ZM51 25H52V24H51ZM61 25H62V24H60V27L62 28V31H63V29H66V28L69 29L68 26L65 27L64 25H63V26H61ZM80 25H81V24H80ZM113 25H114V23H113ZM223 25H224V26H223ZM36 26L34 27V28H35L34 31L36 30ZM77 26H78V25H77ZM86 26H84V27H86ZM110 26H111V25H110ZM127 26H128V25H127ZM21 27H22V26H21ZM27 27H28V26H27ZM27 27H26V29H27ZM29 27H30V26H29ZM42 27H43V26H42ZM50 27H51V26H49L48 29H51ZM55 27H54V32H53V33H55V31H57V30H55ZM60 27H59V28L56 27V28H58L59 30H61ZM63 27H64V28H63ZM75 27H76V26H75ZM80 27L82 28L83 26H80ZM96 28H95V29H88V30H94V31H96V30H97ZM118 28H119V27H118ZM137 28H138V27H137ZM18 29H19V28H18ZM18 29H15V30H18ZM24 29H25V28H24ZM30 29H31V28H28V30H29L28 33H30V35H31V32H34V31H31V32H30ZM48 29H47V30H48ZM67 29H66V30H67ZM79 29H80V28H79ZM79 29H78V31H80ZM42 30H43V28H42ZM42 30H41V28H40V31H42ZM71 30H72V29H69V32L75 31L74 28H73L72 31H71ZM120 30H121V29H120ZM13 31H14V30H13ZM23 31L25 32V30H23ZM40 31H39V32H40ZM62 31H61V32L58 31V33L60 32V33H59V36L61 35ZM76 31H77V30H76ZM76 31H75V32H76ZM82 31H83V30H82ZM82 31H80V32H81L80 34H82ZM94 31H93V32H94ZM121 31H122V30H121ZM150 31H151V30H150ZM15 32H16V31H15ZM21 32H22V31H21ZM39 32H38V33H39ZM42 32H43V31H42ZM42 32H40V33L42 34ZM65 32H66V31H65ZM75 32H74V33H75ZM87 32H88V33H87ZM87 32H86V33H87L88 35H89V33L91 32V33H90V35L92 34L91 36H93V35L95 36V33H96V32L92 33V31H87ZM103 32H104V31H103ZM210 32H211V31H210ZM18 33H19V34H22V36H23V33H20V32H18ZM40 33H39V34H40ZM49 33H50V32H49ZM67 33H68V32H67ZM72 33H73V32H72ZM77 33H78V32H77ZM220 33H221V32H220ZM39 34H38V36H39ZM55 34H56V33H55ZM62 34H65L64 31H63ZM15 35H14V36H15ZM24 35H25V33H24ZM26 35H27V34H26ZM30 35H28V36H26V37H29ZM35 35H37V34H35ZM47 35H48V34H47ZM47 35H46V36H47ZM51 35L53 36V38L55 37L54 39H57V38H58V36H56L57 34H56V35H53V34L51 33ZM51 35H49V36L52 37ZM72 35H73V34H72ZM72 35H71V36H72ZM88 35H87V36H88ZM90 35H89V37H90ZM123 35H124V34H123ZM129 35H130V34H129ZM150 35H151V33H150ZM14 36H13V37H14ZM31 36H33V35H31ZM42 36H43V34H42ZM46 36H45V37H46ZM68 36H70V33H68L67 37H68ZM71 36H70V37H71ZM74 36H75V35H74ZM79 36H82V35H79ZM105 36H106V35H104V37H105ZM151 36H152V35H151ZM33 37H34V36H33ZM40 37H41V35H40ZM40 37H39V38H40ZM62 37H63V36H62ZM75 37H76V36H75ZM83 37H85V33H83V36L80 37V38L83 39ZM89 37H87L88 40L91 38V37H90V38H89ZM127 37H128V36H127ZM132 37H133V36H132ZM18 38H19V40L16 41ZM20 38H21V37H18V35H17V38L15 39L16 42H14V43H17V44L20 43V42H21V39H20ZM22 38H23V37H22ZM39 38L37 39L36 36H35V39H34V40H39ZM71 38L73 39L74 37H71ZM94 38H95V37H94ZM98 38H99V37H98ZM100 38H102L101 35H100ZM123 38H124V36H123ZM238 38H239V37H238ZM244 38H245V39H244V41H243V45H242V47L240 46L241 53H242V51H243L242 49H244L243 47L247 44V38H246V37H244ZM24 39H25V36H24ZM31 39H33V38H31ZM40 39H41V38H40ZM49 39H50V38H49ZM49 39H48V41H49ZM67 39H69V37H68ZM84 39H85V42H87V41H86V37H85ZM91 39L94 40V41H91ZM91 39H90L91 42L88 41V42H89V45H90V44L92 45L93 43H94V44H97V43L95 42V39H93V37H92ZM104 39H105V38H104ZM125 39H126V38H124V40H125ZM132 39H133V38H132ZM146 39H147V36H146ZM149 39H150V38H149ZM25 40L28 41V39H25ZM25 40L23 41V39H22L23 42H21V43L24 44V43L26 42ZM34 40H33V41H34ZM51 40H52V38L50 39V42H53V41H54V40H53V41H51ZM99 40H101V39H99ZM133 40H134V39H133ZM133 40H132V41H133ZM33 41H30V40H29L28 42H30V44H31V42H33ZM41 41H42V39H41ZM41 41L39 40L37 43H39V42H41ZM48 41H46V42H48ZM58 41H59V39H58ZM64 41H65V40H63V41H62L63 43H61L62 46H60V47L58 46V48H57V45H56V48H57L58 50H60V49L63 47V44H64V43L69 42V40H68V41H65V42H64ZM77 41H78V35H77V37H76V41L73 42V43H74V44H78ZM80 41H82L81 44L86 48V46H87L86 44H88V42L85 44V42H84L83 40H80ZM80 41H79V43H80ZM244 42H246V44H245ZM37 43L35 42V43H34L35 45H30V44L28 45V43L26 42L24 46H26V44H27L28 47H30V46H31V47H34V46H35L34 48H36V47H37V45H36ZM70 43H71V42H70ZM70 43L68 44V48L70 47V46H69ZM73 43H71L72 48H71V47L69 48V49H70V52H72V51L74 50L73 48L76 47V46H74ZM146 43H147V45L151 46V44H150V43H151V39H150L149 41L146 40L145 44H146ZM155 43H156V42H155ZM61 44H60V45H61ZM84 44H85V45H84ZM115 44H116V42H115ZM160 44H161V43H160ZM18 45H19V44H18ZM45 45H46V43H45ZM47 45H48L47 47H49L50 44L47 43ZM51 45H52V43H51ZM97 45H98V44H97ZM220 45H221V44H220ZM220 45H219V46H220ZM24 46L22 45V47H24ZM39 46L41 47V45H38V47H39ZM43 46H44V45H43ZM73 46H74V47H73ZM77 46H78V45H77ZM156 46H157V45H156ZM13 47H14L15 49H13ZM18 47H21V46H18ZM31 47H30V48H31ZM38 47H37V48H38ZM47 47L44 46V47H43V50H44L45 48H47ZM65 47H67L66 44H65L64 48H65ZM79 47H81V46H79ZM128 47H129V46H128ZM128 47H127V48H128ZM221 47H222V46H221ZM245 47H246V46H245ZM30 48H29V49H30ZM56 48H55V49H56ZM64 48H62L60 51L56 50V51H58V57L60 56L59 58H63V56L66 55V52H64V51H66L67 49L63 50ZM87 48H88V47H87ZM87 48H86V49H87ZM98 48H100V44H99V47L97 46V49H98ZM115 48L117 49L118 47H115ZM206 48H207V47H206ZM12 49H13V50H12ZM19 49L21 50V48H19ZM23 49H24V48H22V50H23ZM25 49H27V47H26ZM55 49H54V52H52L53 56L55 55V54H54V53H55ZM82 49H83V48H82ZM93 49H94V48H93ZM93 49L90 48L91 53H94V51L96 50V49H95V50H93ZM128 49H129L128 51H130V52H129V56H130V54L133 53V51H134V53L136 54L135 50H132V51L130 50V49H134L133 46H132L131 48H128ZM155 49H156V48H155ZM27 50H28V49H27ZM35 50H36V49H35ZM51 50H52V49H51ZM62 50H63V51H62ZM76 50H77V52H78L79 49H76ZM83 50H84V49H83ZM117 50H118V49H117ZM173 50H174V49H173ZM31 51H33V49H31ZM31 51H30V52H31ZM46 51H47V50H44V54L46 53ZM92 51H93V52H92ZM175 51H176V49H175ZM16 52L19 54L20 51L18 52V48H17V51H16ZM62 52H64V53H63L64 55H63V54L61 55ZM68 52H69V51L67 50V53H68ZM83 52H84V54L87 53V56L89 57V55H90L89 51H86V50H85V51H83ZM97 52H98V51H97ZM97 52H96V53H97ZM131 52H132V53H131ZM7 53H6V55H8ZM96 53L94 54L95 57H96ZM13 54H12V55H13ZM25 54H26V52H25ZM25 54H24V55H25ZM73 54H74V53L72 52V53H71V56H72V57L74 58V60H75L76 57H77L78 55H77V54H74V55H73ZM88 54H89V55H88ZM244 54H245V52H244ZM6 55H5V56H6ZM22 55H23V54H22ZM24 55H23V59L25 58ZM28 55H30V57H33V56H34V55L31 56L30 53H29ZM42 55H43V53H42ZM45 55H46V54H45ZM75 55H76V56H75ZM94 55L91 54L89 58H87L86 55H85V57H86L88 60L91 58L92 61H95V60H93ZM176 55H177V54H176ZM5 56H4V57H5ZM18 56H19V55H17V58H20V56H19V57H18ZM43 56H44V55H43ZM80 56H81V55H80ZM131 56L133 57L132 60H134V62H132L131 64H133L132 66H134V64H135V59H134V57H135V56H134V54L131 55ZM4 57H3V58H4ZM13 57H14V55L12 56V58H11L10 55H9V60L13 61ZM15 57H16V56H15ZM27 57H28V56H27ZM30 57H28V59H27V62L30 63L29 66H30V65H33V64H31V61H30V62L28 61V60H30V59H29ZM55 57H57V55H56ZM97 57H98V56H97ZM7 58H8V57L6 56V57L3 59L4 61H6V63H7V61H8ZM10 58H11V59H10ZM17 58H15L14 60L17 61ZM34 58H35V57H34ZM34 58H31V60H34ZM44 58H45V57H44ZM59 58H57V59L59 60ZM73 58H72V59H73ZM79 58L81 59V57H77L78 61L80 60ZM86 58H85V61L87 60ZM109 58H110V57H109ZM40 59H41V58H40ZM53 59H54V57H53ZM55 59H56V58H55ZM55 59H54V61L57 63V60H55ZM70 59H71V58H69V61L72 60V59H71V60H70ZM91 59H90V60H91ZM105 59H106L105 56L102 55V57L100 58L99 62L102 63V62L105 61V62L107 63V61H106ZM110 59H111V58H110ZM129 59H130V58H129ZM3 60H2V61H3ZM24 60H25V59H24ZM37 60H38V58H37ZM90 60H89V62H87L88 64H89L90 62L93 63V62L90 61ZM157 60H158V59H157ZM179 60H180V57H179ZM4 61H3V63H5ZM15 61H14V63H15ZM18 61H20V59H18ZM34 61H36V58H35ZM43 61H44V60H43ZM78 61H77V63H75V64H78V66H79L80 61H79V62H78ZM85 61H84V62H85ZM126 61H128V60H127L126 57H125V62H126ZM130 61H131V60H130ZM25 62H26V60H25L24 63H23V67H22V64H20V63H19V64H16V65H15V64L13 65L11 62H10V63L14 66V69H13V67H11L12 65L9 66V62H8V66L11 67V69H13L14 72H15V70H16L15 66H18V67L21 66L24 70H26L27 68L25 69V67H24V66H25V65H24ZM27 62H26V64H27ZM55 62H54V63H55ZM58 62L62 64L61 61H58ZM96 62H98V60H96ZM1 63H2V62H1ZM1 63H0V64H1ZM6 63H5V65H7ZM17 63H18V62H17ZM36 63H38V62L36 61ZM41 63H42V62H41ZM64 63H65V60H64ZM85 63H86V62H85ZM85 63H83V59H82V60H81V63H80V66H84ZM91 63L89 64L90 66H91ZM106 63H105V64H106ZM127 63H128V62H126V64H127ZM142 63H143V62H142ZM178 63H179V62H178ZM81 64H82V65H81ZM88 64H85L84 67H88L87 69H88V71H89V69H90L89 67H90V66H89ZM19 65H20V66H19ZM34 65H35V64H34ZM38 65H39V63H38ZM40 65H41V64H40ZM42 65H43V64H42ZM42 65H41V66H42ZM56 65H57V64H56ZM63 65H64V64H63ZM86 65H88V66H86ZM159 65H160V64H159ZM228 65H229V64H228ZM52 66H53V65H52ZM54 66H55V65H54ZM54 66L52 67V68H53V71H52V69H49V70H47V71H49L50 74H51V72H52V74H53V73H54V74H55V73L57 74V73H59V72H60L59 74H61V71H63V70H62V67H60L61 69H60V70L58 69V71L56 72V71H54V69H55ZM60 66H61V65H60ZM179 66H181V65H179ZM1 67H3V68H1ZM4 67H6V66H3V65L1 66V65H0V70L3 69L4 72L7 71L6 73H9V74H7V76H8V75L10 76V75L12 74L11 69L8 67V68L10 69V71H11V72H9V70H7V67H6V69H5ZM26 67H28V65H27ZM37 67H39V66H37ZM49 67H50V66H49ZM49 67H48V68H49ZM65 67H66V66H65ZM76 67H77V66H75V68H76ZM91 67H92V66H91ZM34 68H35V67H34ZM82 68H83V67H82ZM82 68H81V69H82ZM109 68H110V67H109ZM180 68L182 69V67H180ZM18 69H19V68H18ZM30 69H31V66H30ZM39 69H40V68H39ZM41 69H42V67H41ZM81 69H80L79 71H80V72L83 71L82 73H84V71H85V70H83L84 68H83L82 70H81ZM85 69H86V68H85ZM5 70H6V71H5ZM24 70H23V71H24ZM28 70H29V69H28ZM34 70H35V69H34ZM34 70H33V72H36V71H34ZM50 70H51V72H50ZM55 70H57V69H55ZM70 70H71V69H70ZM75 70H76V69H75ZM92 70H93V69H92ZM120 70L122 71V68H120ZM127 70H128V74H130V75L126 74L128 77L130 76V77H129L130 82H128V85H129L131 88L126 84L128 87H127V86H124V88L126 87L127 89H124V88L122 89L123 91L121 92V95H120V96L123 97V98H122V99H121V97H119V98H120L123 102L120 104V106L124 103V100H123L124 98H125V101L127 100L126 102H129V100H130V97H129V96H131L132 93H133L131 89L133 88L134 83H133V78H131V77H133L134 70H133V68H132V71H131V72H129V71L131 70L130 68L127 69ZM139 70H140V69H139ZM139 70H137V72H139ZM17 71H18V70H16V72H17ZM37 71H38V70H37ZM40 71H42V70H40ZM47 71H46L47 74L44 72L45 75H43L44 73L42 74L43 71H42V72H39V73H41V74H38V73L36 72L37 75H38V77H39V78H38V84H37V85H39L40 88L42 87V88H46V89H47V87H48V84H49L48 82H49V81L46 80L45 77H41V75H42V76H47V75L49 74ZM86 71H87V70H86ZM86 71H85V72H86ZM16 72H15V73H16ZM76 72H77V71H76ZM76 72H75V74L77 75L78 72H77V73H76ZM80 72L78 73L79 75L81 74ZM161 72H162V71L160 70V71H159V74H160V75H161ZM1 73H2V75L4 74V73L2 72V70H1ZM1 73H0V74H1ZM10 73H11V74H10ZM17 73H18V72H17ZM17 73H16V75H13V74H14V73H13V74L10 76V78H11L12 76H13V77H14V76H17ZM70 73H71V74H70ZM70 73H68L67 75H65V74H64V75H65L66 77H69L68 75L70 74L71 77H72V71H70ZM95 73H96V72H95ZM126 73H127V72H126ZM153 73H154V72H153ZM157 73H158V72H156V74H157ZM23 74H25V71L23 72ZM50 74H49V76H50ZM59 74H57V75H55V76H58ZM62 74H63V72H62ZM131 74H132V75H131ZM134 74H135V73H134ZM168 74H169V73H168ZM39 75H40V76H39ZM64 75H61V76H64ZM76 75H75V76H76ZM79 75H78V77H79ZM82 75H83V74H82ZM82 75H80V76H82ZM88 75L91 77V73H89ZM88 75H86V82H87V80H88V82H89V78H90V77L87 78ZM96 75H97V79H98V86H97V88L100 87L101 89H103V90L105 91V93H106L108 96L111 95V94H113V92H114V90H115V88H116V86H117V74H116L112 69H109L108 74H106V75H103V74H101V73H99V72H97ZM160 75H159V77H160ZM5 76H6V74L4 75V77H5ZM7 76H6V77H7ZM25 76H26V75H25ZM25 76H24V77H25ZM29 76H30V75H29ZM51 76H53V75H51ZM61 76H60V77H61ZM134 76H135V75H134ZM169 76H170V75H169ZM6 77H5V79H6ZM33 77H34V74H33ZM33 77H31V80H33ZM78 77H76V78H78ZM0 78H1V77H0ZM2 78H3V76H2ZM10 78L7 77L8 80H9ZM14 78H16V77H14ZM14 78H12V79H14ZM17 78H18V76H17ZM17 78H16V79H17ZM74 78H75V77H74ZM76 78H75V79H76ZM123 78H124V77H123ZM3 79H4V78H3ZM7 79H6V80H7ZM12 79H10L11 83L7 80V82H9L10 85L13 84V83H12V82H13ZM16 79H15V82H16ZM25 79H26V78H25ZM25 79H24V80H25ZM27 79H29V78L27 77ZM27 79H26V80H27ZM47 79H48V78H47ZM58 79H59V78H58ZM70 79H71V78H70ZM70 79H69V80H70ZM91 79H92V77H91ZM17 80H18V79H17ZM21 80H22V79H21ZM26 80L24 81V85H25V82H29V83H30L29 80H27V81H26ZM34 80H35V79H34ZM49 80H51V79H49ZM63 80H64V77H63V79H60V81H62V82H61V85H60V83H57V84L59 85V89H58V90H60V88H61V90H63V91H60V93L58 92L59 94H57V95H59V97H58L59 100H57L58 102H57V101L55 102V104H54L55 106H52V107H51V108L55 107L53 112H55L56 107H57L56 110H58V112H59L60 109H58V108H59L60 106H61V107H60L61 109H62L63 107L67 108L69 105H71L70 103H72V101H70V103H69L68 105H66V104L64 103V100H63V103H62V101H61L62 104H61L60 106L58 105V104L60 103V99H61V98H60V94H61L62 92H65L64 89H62V86H64L63 83L68 82V81L66 80V78H65L66 82H65V81L63 82ZM81 80H82V78H81ZM95 80H96V78L94 79V81H95ZM124 80H126V79L124 78ZM124 80H122V82H125ZM131 80H132V81H131ZM3 81H4V80H3ZM35 81H36V80H35ZM77 81H78V82H77ZM79 81H80V77L78 78V80H76L75 85L73 84V85H71L72 87L68 88V90H69V91H68V94L65 92V94H67L68 97L70 96L69 98H71L73 95L79 93V92H77L78 90L80 91V89H81V88L79 87ZM94 81H93V82H94ZM5 82H6V81H5ZM7 82H6V83H7ZM22 82H23V80H22ZM33 82H34V81H33ZM74 82H75V81H74ZM88 82H87V84H88ZM93 82H92V84H93ZM140 82H141V81H140ZM0 83H2L1 80H0ZM20 83H21V82H20ZM129 83H130V84H129ZM9 84L7 83V86H8ZM31 84H33V83H31ZM35 84H36V83H35ZM77 84H78V86H77V87H78V90H77V91H74V93H72L73 90L76 89L75 87H74L75 89H73V86H76ZM90 84H91V83H90ZM92 84H91V85H92ZM139 84H140V83H139ZM18 85H20L19 82H18L17 86H18ZM22 85H23V84L21 83V86H22ZM37 85H36V86H37ZM50 85H51V84H49V86H50ZM66 85H67V84H66ZM132 85H133V86H132ZM4 86H5V85H4ZM51 86H53V84H52ZM89 86H90V85H89ZM89 86L86 85V88L83 89V91H82V93H81V96H79L78 94H77V95H78L79 97H77V95L75 96V97H77L79 100H78V103H77V104L74 103L75 105H73V107L78 105V108H79L80 105H83V108H85V107H84V104L86 105L87 102L90 100V99H88V98H90V97H91V98L94 97L93 94L95 93V89H96V88H95V86H94V84H93V86H92L93 88H92V87H91V88H92V89L95 88V89L89 92V89H90ZM8 87H9V86H8ZM8 87H6V88H7L8 92H9V88H8ZM10 87H11V86H10ZM18 87H20V86H18ZM18 87H17V89H18ZM23 87H24V86H22V88H23ZM37 87H38V86H37ZM88 87H89V88H88ZM155 87H156V86H155ZM159 87H160V86H159ZM1 88L3 89L4 87L2 86ZM20 88H21V87H20ZM20 88H19V89H20ZM22 88H21V90H22ZM24 88H29V87H28V86H27V87L25 86ZM42 88H41V93L43 92L44 95H45V91H46V90H43ZM79 88H80V89H79ZM128 88H129V89H128ZM4 89H5V88H4ZM11 89H12V88H11ZM29 89H30V88H29ZM29 89H28V90H29ZM48 89H49V87H48ZM48 89H47V92L49 91ZM51 89H52V88H51ZM70 89H71V90H70ZM72 89H73V90H72ZM13 90H14V89H12V91H13ZM23 90L25 91V89H23ZM23 90H22V91H23ZM28 90L26 91L27 93H28ZM30 90H33V88H31ZM42 90H43V91H42ZM85 90H86V91H85ZM90 90H91V89H90ZM129 90H130V92H129ZM19 91H20V90H19ZM34 91H35V90H34ZM84 91H85V92H84ZM93 91H94V93L92 94L93 96H90L91 94H90V95L88 94L89 97H87L88 95L85 94V93H87V92H88V93H92ZM125 91H127V93H126L127 95H126V94L124 95V92H125ZM13 92H15V91H13ZM16 92H17V91H16ZM75 92H76V93H75ZM3 93H4V92H3ZM3 93H0V94L3 96ZM9 93H10V92H9ZM11 93H12V92H11ZM19 93H20V92H19ZM39 93H40V92H39ZM39 93H38V94H39ZM128 93H129V95H128ZM130 93H131V95H130ZM6 94H7V93H6ZM22 94H25V93L22 92ZM22 94H21V95H22ZM34 94H35V93H33V95H31V92H30L29 95L31 96V98H34V97H33ZM71 94H72V95H71ZM122 94H123V96H122ZM136 94H138V93H136ZM136 94H135V96H136ZM1 95H0V97L2 98ZM9 95H10V94H9ZM15 95L17 96V94H15ZM35 95H36V94H35ZM40 95H42V94H40ZM40 95H39V96H40ZM48 95H49V94H47V96H48ZM62 95H64V94L62 93ZM62 95H61V96H62ZM82 95H83V96H86V97H83ZM150 95H151V94H150ZM13 96H14V93H13ZM13 96H12V97H13ZM16 96H14V97H16ZM50 96H51V94H50ZM50 96H49V98H50ZM64 96H65V95H64ZM118 96H119V95H118ZM124 96H127L128 98H126V97H124ZM6 97H7V95H6ZM10 97H11V96H10ZM19 97H20V95L18 96V98H19ZM80 97H81L82 100H80ZM116 97H117V96H116ZM4 98H5V97H4ZM4 98H2V99H4ZM16 98H17V97H16ZM16 98H13V99H15L16 101L19 102V100H17ZM22 98H23V96H22ZM31 98L29 97L30 100L27 98V100L29 101V103H30V101H34V100L31 99ZM40 98H41V96H40ZM47 98H48V97H47ZM64 98H66V97H64ZM73 98H74V97H73ZM119 98H116V99H115L114 105H115V104L117 105L118 102H116V101H118L117 99H119ZM133 98H134V101H135V100L138 99L139 97H136V99H135V97L133 96ZM7 99H8V98H7ZM23 99H24V98H23ZM45 99H46V96H45ZM86 99H88V100H86ZM120 99H119V100H120ZM128 99H129V100H128ZM245 99H246V98H245ZM10 100L12 101V99H10ZM21 100H22V99H21ZM47 100H48V99H47ZM47 100H46V101H47ZM61 100H62V99H61ZM66 100L69 101L70 99L67 98ZM71 100H72V99H71ZM159 100H160V99H159ZM2 101H3V100H2ZM7 101H9V100H7ZM22 101H23V100H22ZM25 101H26V98H25ZM39 101H41V100L39 99ZM44 101H45V100H44ZM75 101H76V100H75ZM79 101H80V102H79ZM83 101H84V102L86 101V102L82 104ZM100 101H101V100H100ZM131 101H132V100H131ZM134 101L131 102V104H130V106H131V108H132V109H131V108L129 107L130 110H133V109L135 110V106L137 105V103L135 104V106H133V103H135ZM137 101H138V100H137ZM137 101H136V102H137ZM5 102H6V101L4 100L3 104H4ZM26 102H27V101H26ZM48 102H49V101H48ZM48 102H47V103H48ZM65 102H66V101H65ZM126 102H125V103H126ZM160 102H161V101H160ZM0 103H1V101H0ZM12 103H13V105H11V106H14V104H16L15 102H12ZM20 103L22 104V103H24V102H21V101H20ZM29 103L27 104V105H28V109L31 108L30 111H29V113L31 114V110H33V111H35V112H33V114H31V116H30V115L28 116V115L26 114L27 111H28V110H26V109H27V106H26V105H25L26 108H23V107H22L24 111H22V110H21V111H22V113L24 114V117L27 116L26 118H27V119L29 120V122L31 123L30 126H29V124H28L29 122H28V121L26 122V121L24 120V119H26V118L23 119V117H22V118H20V119H22L21 121L24 120L25 123H26L25 126H28V127H30L31 129H33V127H31V125H34V127H35L34 130H36V132H37V131L39 132V130H40L41 127H40V128L37 127V128L39 129V130H38V129L36 128V125L38 126V124H36V125L33 124V119H31V118H33V117L35 118V116H34L35 114H36V115L39 114V111H40V109H38V108H39V107H38L39 105L37 106L36 109H34L33 106H30V105H29ZM34 103H35V102H34ZM36 103H37V102H36ZM42 103H43V102H42ZM56 103H57V104H56ZM66 103H68V102H66ZM79 103H81V104L79 105ZM18 104H19V103H18ZM21 104H20V105H21ZM30 104H33V102H31ZM37 104L42 105L40 102L37 103ZM126 104H127V103H126ZM48 105H49V104H48ZM62 105H63V106H62ZM65 105H66V106H65ZM87 105H88V104H87ZM87 105H86V106H87ZM153 105H154V104H153ZM160 105H162V104L159 103V105H156L157 110H158L159 107H162V106H163V105H162V106H160ZM29 106H30V107H29ZM58 106H59V107H58ZM123 106H124V108H123ZM158 106H159V107H158ZM2 107H3V106H2ZM8 107H10V106H8ZM17 107H18V105H17ZM43 107H44V106H43ZM43 107H42V106L40 107V108H41V111H42V108H43ZM69 107H71V109L73 110L72 105L69 106ZM121 107H122L121 109H123V110L120 109V112L118 113V114H120V115L122 114V113H121L122 111L124 112L125 109L128 108V106L125 105V104H123ZM125 107H126V108H125ZM144 107H145V105H144ZM154 107H155V105H154ZM20 108H21V107H20ZM80 108H82V106H80ZM83 108H82V109H83ZM86 108H87V107H86ZM90 108H91V107H90ZM90 108H89V109H90ZM8 109H9V108H8ZM12 109H14V107H13V108H10L11 111L8 110V111H10V112H9V115H10V113L12 112ZM37 109H38V111H37ZM63 109H64V108H63ZM63 109H62V111H63ZM71 109L69 108V111H70V112H71ZM76 109H77V108H76ZM76 109H75V110H76ZM159 109H160V108H159ZM16 110H17V109L15 108V110H13V111L15 112ZM44 110H45V109L43 108V111H44ZM66 110H68V109H66ZM148 110H150V109L148 108ZM21 111H20V112H21ZM36 111L38 112V114H37ZM41 111H40V112H41ZM43 111H42L38 116H40L41 114H43V113H44ZM90 111H91V110H90ZM100 111H102V112H100ZM6 112H7V111H6ZM20 112H19V113H20ZM58 112H55L56 115L58 114ZM104 112H105V111H104ZM144 112H145V111H144ZM144 112H140V110H139V111H136V112L134 113V114H136L135 117H136V118H139V119L141 120V121L139 120L138 122L136 121L137 124H134V122H133L134 126L141 127V126L144 125V122H145L144 120H147L146 118H148V117H145V119L143 120L144 116L147 115V111H146L145 113H144ZM29 113H28V114H29ZM72 113H73V112H72ZM86 113H88V115H90L89 111H87V112L85 111V112H84V115H86ZM139 113L142 114V116H141V114H140V116L142 117V119H141V117H138ZM143 113L145 114L144 116H143ZM148 113H149V111H148ZM12 114H13V112H12ZM14 114H15V113H14ZM16 114H18V112H16ZM20 114H21V113H20ZM20 114H19L18 116H20ZM47 115H48V114H47ZM49 115H51V114H49ZM56 115H55V116L53 115V116H54L53 119H54L55 121H57V120H56V119H57ZM84 115H83V117H82V119H81V124H82V125H83V123H84V125H85L86 122H87V121L85 122V120H88V119H89V116H88V115H86L88 118H87V117L84 118ZM97 115H101L102 118H103V116H105V117L103 118V120H102V118H99L100 121H102V122H101L102 124H106V125L104 126V128H105L106 126H108L107 123H104V122L109 121L110 124L112 123V119H111L110 115H109L108 113H103V110H102V109L99 110V113L97 112ZM120 115H118V117H119ZM148 115H149V114H148ZM148 115H147V116H148ZM12 116L14 117V115H12ZM15 116H17V115H15ZM21 116H23V115L21 114ZM107 116H108V118H107ZM150 116H151V115H150ZM28 117H29V118L31 117V118H30L31 120H30ZM55 117H56V118H55ZM131 117H132V115H131ZM9 118H10V117H9ZM9 118H8L7 121H9ZM36 118H37V117H36ZM41 118H42V116H40V120L42 121ZM67 118H68V119H67ZM67 118L65 119V121H64V119H63V123H64V125H62V126H63V127L65 126V129H67V128H66V125H65V124H66V121H67V123H68V121H69V119H70L69 117H67ZM75 118H76V119H75ZM83 118H84V119H83ZM171 118H172V117H171ZM171 118H170V120H171ZM15 119H16V118H14V120H15ZM18 119H19V117H18ZM18 119H17V120H18ZM27 119H26V120H27ZM46 119H47V118H46ZM46 119H45V121H46ZM74 119H75V121H76V120L78 121V118H77V117H74L73 120H74ZM96 119H97V118L94 119V117L92 118V120H91L92 124H95L96 121H99V119H97V120H96ZM104 119H105V121H104ZM106 119H109V120L106 121ZM178 119H179V118H178ZM40 120H39V121H40ZM70 120H71V119H70ZM93 120H95V121H93ZM11 121H12V120H11ZM11 121H10V122H11ZM45 121H43V122H45ZM55 121H52V118H51V122H55ZM77 121H76V122H77ZM100 121H99V123H98L97 125L95 124V125H90V126H97V127H98V125H99V127H100V125H102V124L100 123ZM178 121H179V124H182L180 119H179ZM4 122H5V121H4ZM18 122H19V120H18ZM18 122H17V121H16V123L14 122V123H15V126H16V124H17ZM57 122H58V121H57ZM69 122H70V121H69ZM152 122H154V121H152ZM6 123H8V122H6ZM6 123H5V124H6ZM20 123H21V122H20ZM55 123H56V122H55ZM72 123H73V121H72L70 124L73 125L74 127H71L70 125H69V126H70L71 128H73V130L70 128V131L68 130V132H64V129L62 128L63 131H62V134H61V135H60V132H61V131H60L59 133H58V132L55 133L56 135H58L59 138H58L57 136H54L53 139H54L55 141H52V142H55V143H52V142H51L52 145H51V147H50V149H51L50 152H52V148H53V150H55L54 147L62 146V145L64 144V141L66 140L65 137H66V134H67V133L70 134L71 131H72L73 133H75V131L77 130L76 127H77V125H78L79 122H77V123L74 122L75 124H72ZM11 124H12V123H11ZM23 124H24V123L22 122V125H21L22 128H23V126H24ZM40 124H41V123H40ZM68 124H69V123H68ZM81 124H80V125H81ZM87 124H88V123H87ZM87 124H86V125H87ZM154 124H155V123H154ZM9 125H10V124H9ZM9 125H6V126H9ZM50 125H51V126H50ZM50 125H48L49 130H48V127H47V129L45 130V129H44V126H42V127H43V128H41L42 130H40L41 132H40V133H37L38 136L40 137V141H41L40 143H39V141H38V144H39L40 146L37 144V142L34 141V140H36V139H37V140L39 139V138H36V137H37V136H36L37 134L34 135V133H36V132L34 131V133H31V131H33V130H31V129H29V128H28V130H31V131H30V132L28 131V133H29V134L31 133V134H33V135H31V134L29 135V134H27V133H26V134H22V133H21V134H22V135H21V134L19 133V134H20L19 136H22L21 138H23L24 135H25L26 143L28 142V144H29L31 141H33V143H31V145H33V144H37V146L34 145V146H35V147H34L35 150H36V147H37V148H39L38 151H40V150H43V151H44V149H42V147H45V146L47 145L46 143H47L48 140H47L46 137H48V136L51 134V132H52L51 130H54V131H55V128H56V127H55L56 124H55V126H53V127H52L53 123L50 124ZM82 125H81V128H82V127L84 128V125H83V126H82ZM111 125H112V124H111ZM113 125L115 126V128H116V126H119V128L122 126L121 123L118 124V125H117V123H115V124H113ZM120 125H121V126H120ZM2 126H3V124H2ZM4 126H5V125H4ZM12 126H14V124H12L11 127H12ZM15 126H14V129H15ZM21 126H20V127H21ZM25 126H24V128L22 129L24 133H25V130L27 129V127L25 128ZM39 126H41V125H39ZM102 126H103V125H102ZM134 126L131 128V127H129V126L127 125V126H126L127 129H126V127H125V129H124V132H125V133H116V132H112V133H113V140H112V141H109V142H110L111 144H114V141L116 140V141L118 142V144H119V143H121V142H120V140L122 139L121 137H124L123 140H122V142L124 143L125 140L127 141V139L130 138V135H131V133H132L131 131L134 130ZM154 126H155V125H154ZM163 126H164V125H163ZM9 127H10V126H9ZM11 127H10V128H11ZM128 127L130 128V130H129ZM16 128H17V127H16ZM50 128H54V129H50ZM75 128H76V129H75ZM81 128H80V129H81ZM83 128H82V129H83ZM91 128H92V129H91ZM106 128H107V127H106ZM11 129H12V128H11ZM24 129H25V130H24ZM68 129H69V127H68ZM87 129H88V130L91 129L90 132L86 130V132H89L90 135H91V132L93 133V131H94V130H93L94 127H88ZM117 129H118V128H117ZM43 130H44L45 132H47V133H46L47 135L45 134V135H46L45 137L41 136ZM58 130H59V129H58ZM92 130H93V131H92ZM126 130H127V131H126ZM181 130H182V129H181ZM6 131H7V132H10L8 129H6ZM6 131H5V132H6ZM14 131H15V130H14ZM49 131H51V132L49 133ZM81 131H82V130H81ZM183 131H184V130H183ZM19 132H20V130H19ZM26 132H27V131H26ZM69 132H70V133H69ZM84 132H85V129H83V132H82L81 135H80V133L78 134V132H77V135H76L75 138L78 139V142H79V143L75 142V143H77V144H75V143H74V140H73V143H74V144H73V143H72V144H71V143L69 144V141H68V144H69V145H67V144H65V145H67V147L71 145V146H72L71 148H74L73 150H75V149L77 148V146L82 145V144H83V141L85 140L83 137H82L83 139H81V136L84 134L83 136L86 137V136L89 134V133H86V132L84 133ZM100 132H101V131H100ZM100 132H99V133H100ZM117 132H118V131H117ZM126 132H128V134H127V135H128L127 138H125V136H126ZM144 132H145V131H143V134H142L141 131H137L136 134L142 139V138H144V136H145V134H146V132H145V133H144ZM13 133H14V132H13V130H12V134H13ZM48 133H49V135H48ZM65 133H66V134H65ZM73 133H72V134H73ZM6 134H7V133H6ZM16 134H17V132H16ZM39 134H40V135H39ZM52 134H53V133H52ZM68 134H67V135H68ZM72 134H71V136H73ZM85 134H86V136H85ZM119 134H120L121 136H120ZM122 134H125V136L122 135ZM136 134H135V136H136ZM139 134H140V135H139ZM141 134H142V135H141ZM26 135L29 136L30 139H33V138H31V136H33V137L36 136V137H35L36 139L34 138L33 140H30L29 138L26 137ZM59 135H60V136H59ZM62 135L65 136V137H64L65 139L62 138V137H63ZM90 135H88L87 137H89ZM118 135H119V136H118ZM143 135H144V136H143ZM181 135H183V134L181 133ZM13 136H14V134H13ZM50 136H52V135H50ZM61 136H62V137H61ZM71 136H70V137H71ZM79 136H80V137H79ZM114 136H115V137H114ZM116 136H118V138H117ZM7 137H10V139H12L11 141H13L14 138H15V137L12 138V135H11V136L5 135V138L0 136V200H1V194H2L3 198H4V199H7V200L9 201L10 206L12 207V209L14 210V209L16 208L15 211H17V209H18V211H19V212L17 211V212H18V215H19V216H20V214L22 215V217L20 216L18 219H21V218H22V219L24 220L25 223H24L23 221H20V220L18 221V223H19V222H23V223H19V224H23V225L26 224V225H27V228L30 229L29 231H30V232L32 231L31 234H33V238H34L36 235H37V237H38V234H37L38 231L34 230V229H33V228H34V225L32 226V224H31V222H33V224H34V223L36 222V219H31V221H30V219L28 218V216H27V214H26V213H28V210H27L26 208L29 206V209H30V208H34V209H35V207H34L35 205H30V204H33V203H30L29 205H28L27 203H26L27 205H24V204L22 205V202H20L21 199H22L23 197H24V199H22V200L27 199V197H28V199H31L30 192H28L29 187H28V189L26 188L25 191H26V194H27V192H28V194H29L30 196H28V195L26 196V194H25L24 192L21 191L22 194H23V193H24V194H23V197H22V198H21V196L19 197L20 200L18 199V195L21 194V193H18L20 190L17 191V193H18V195H17L16 192H15V190H14L15 186L12 187V185H13V180H14V178H15V177H14V174H15L16 172H15V173L13 172V171H14V169H13V165L11 164V162L7 161L8 158H7L6 156H3V155H4V152H3V151H4V148L6 147V145H8V144L6 143V140H5V139H7ZM16 137H17V136H16ZM41 137H42V138H41ZM68 137H69V135H68ZM87 137H86V138H87ZM105 137L108 138L107 134H106ZM128 137H129V138H128ZM136 137H137V136H136ZM136 137H133V138H132L133 141H134L135 143H140V142H142L143 139H142V140H141V139H137ZM145 137H146V136H145ZM180 137H181V136H180ZM17 138H18V137H17ZM21 138H19V139H21ZM49 138H50V137H49ZM55 138H56V139H55ZM57 138H58V144H59V145H57V143H56V142H57ZM120 138H121V139H120ZM151 138H152V137H151ZM27 139H28L30 142L27 141ZM42 139H46V140H45L46 143L43 142L44 140H42ZM62 139H63L64 141H63ZM79 139H81L82 141H79ZM87 139H88V138H87ZM23 140H24V138H23ZM59 140H60V142H59ZM67 140H69V139H67ZM106 140H107V139H106ZM7 141L10 142L9 139H7ZM20 141H21V140H18L17 142H19V144H21L22 141H21V142H20ZM50 141H51V140H50ZM61 141H62V143H63L62 145H60ZM70 141H71V140H70ZM13 142H14V141H13ZM13 142H11V143H13ZM15 142H16V140H15ZM15 142H14V143H15ZM17 142H16V143H17ZM23 142H24V141H23ZM48 142H49V141H48ZM84 142H85V141H84ZM117 142H116V143H117ZM153 142H154V140H152V141H151L152 144H150V141L147 140L148 148H147V144H146V142H145L144 145L146 144V146H145L144 149H142V150L145 151V152H148V151L150 150L149 148H152V146L150 147V145H154ZM11 143H10V144H11ZM24 143H25V142H24ZM41 143H42V144H41ZM43 143L45 144V146H44ZM65 143H67V142L65 141ZM10 144H9V145H10ZM54 144H56L57 146L54 145ZM90 144H91V143H89V145H90ZM100 144H101V143H100ZM121 144H122V143H121ZM9 145H8V146H9ZM17 145H18V144H17ZM17 145H16V146L13 145V146L17 147ZM31 145H27V144H26V145H24V146H23V145H21V146H23V147L25 148V150H30V151H31V152H30V151H26V152H28V154H29V153L33 154V155H30V156H34V153H35V152H33L34 149H33V147H31ZM42 145H43V146H42ZM65 145H64V146H65ZM75 145H77V146H75ZM123 145H124V144H123ZM10 146H11V145H10ZM25 146H27V147H25ZM28 146L31 147V149H30V148H29V149H26V148H28ZM53 146H54V147H53ZM73 146H75V147H73ZM87 146H88V145H87ZM101 146H103V145L101 144ZM101 146H99V147H101ZM113 146H115V145H111V147H113ZM177 146H178V149H179V150H180V149H181V151L183 150V148H182L181 145H180V147H179V145H177ZM18 147H20V146H18ZM23 147H22V148H23ZM65 147H66V146H65ZM80 147H82V146H80ZM80 147H79V148H80ZM84 147H85V146H84ZM104 147H105V146L101 147L100 150H99V148H96V152H97L98 150H99V151H98L97 153L100 152V153H99V157H100V158H101L103 155H109V151L112 149L111 147H109V148L107 147V149H106V147H105V149H104ZM142 147H143V146H142ZM155 147H156V146H155ZM58 148H60V147H58ZM86 148H87V147H86ZM88 148H89V147H88ZM88 148H87V149H88ZM5 149L7 150V147H6ZM12 149H13V148H12ZM16 149L18 150V153H19V150H21V147H20V149H19V148H15V151H16ZM103 149H104V150H103ZM108 149H110V150L107 152L106 150H108ZM178 149H177V150H178ZM8 150L10 151V149H8ZM25 150L23 149V153L20 152L21 154L19 153V156H21L22 154H25V155H26V152L24 153ZM56 150H58V149L56 148ZM76 150H78V148H77ZM88 150L90 151L91 149H88ZM88 150H87V151H88ZM125 150H126V149H125ZM195 150H196V149H195ZM15 151H14V153H15ZM38 151L36 150L37 153L35 154L34 159H33V160H35V161L39 158V157H37V156H38V153H39ZM87 151L84 150L83 152H87ZM91 151H92V150H91ZM101 151H103V152H102L103 154L101 153ZM117 151H118V150H116V153H117ZM154 151L156 152V150H154ZM45 152H46V150H45ZM55 152H56V151H55ZM83 152H82V153H83ZM105 152H106V154H105ZM121 152H122V150H121ZM149 152H150V151H149ZM5 153L7 154L8 152L6 151ZM14 153H13V154H14ZM40 153H42V151H41ZM40 153H39V154H40ZM71 153H72V151H71ZM76 153H77V152H76ZM82 153H79V157L77 158V160H78L79 158H80V160L77 161L76 159H73V158H72V160H71V161L73 162V164L75 163L74 161L77 162V164H78V165H77V168H80V166H79V162H81L80 165L82 166V165H84L83 162L88 161V159H86L87 157H85V156L89 155V154H88L89 152H87V155L84 154V155H85L84 157H83V156L80 157V154H82ZM119 153H120V151L117 153V155H115V157H114L115 159H114V160H116V159L118 158V156H120L121 158L123 157V159H125L126 156H127L128 159H131V160H129V161H132V157H128V156H131V155H129V154L127 155V152L124 151V153H125L126 156L124 155L123 152L120 153V154H119ZM128 153H129V152H128ZM182 153H184V152L182 151ZM182 153H180L179 156H177V159L174 160V161H176L177 165H176V163H168V164H171V165H172V167H173L172 170L180 171V174H182V172L185 173L186 171H188V170H185V171H182V172H181V170H178V169H180V167L184 166V165L180 166V162H181V160H179V158H182V157H183V156H182V155H183ZM2 154H3V155H2ZM13 154H11V156H12ZM16 154H17V153H16ZM44 154H45V153H44ZM52 154H53V155H56V153L54 154V152H52ZM60 154H61V152H60ZM73 154H74V153H73ZM73 154H72V155H73ZM110 154H111V152H110ZM130 154H131V153H130ZM153 154H154V153H153ZM9 155H10V153H9ZM36 155H37V156H36ZM41 155H42V154H40V156H41ZM50 155H51V154H50ZM53 155H51V157H52ZM74 155H75V154H74ZM82 155H83V154H82ZM123 155H124L125 157H124ZM149 155H150V153H149ZM177 155H178V154H177ZM180 155H181V156H180ZM184 155H185V154H184ZM15 156H18V155H15ZM28 156H29V155H26V157H25V156H22V158L24 157V160H25ZM57 156H58V155H57ZM4 157H5L7 160L5 159V161H2V160H3L2 158H4ZM12 157H13V156H12ZM43 157H44V156H43ZM45 157H47V155H46ZM51 157L48 156L47 158H45L46 161H44V160L41 161L40 158L38 159L39 163L44 162V164H42V165H45V166L47 167V169L43 168L44 170H43L42 172L39 171V169H38L39 172L36 171V172H38V174L31 173V175H35V176H36V175H39L37 178H40V177H41V178H40V182L43 181V180H46V179H44L45 175H41L40 173L44 174V171H45V174H46L47 172H49V171H47V170L50 168L49 165L51 164V165L53 166L52 162H55V164L57 163V161H56V159H55L56 157L53 156V158H54V159L52 158L53 161H51V159H49V158H51ZM72 157H73V156H72ZM99 157H97V158L94 157V158H95L96 160L98 159L99 161H101L102 159H100ZM13 158H14V157H13ZM30 158H33V157H30ZM36 158H37V159H36ZM82 158H83V159H82ZM94 158H93V159H94ZM102 158H103V157H102ZM121 158H120V159H121ZM16 159L19 160L18 162L21 161L20 164H21L22 166H24V165L22 164V162L24 163L23 159L20 160V157H19V158H16ZM41 159H42V157H41ZM47 159H48V160H47ZM70 159H71V158H70ZM120 159L118 158L119 161H117V162H119V163H116V164H115V162H114V164H115L116 166H115V165H113V166H115V167H117V168H115V167H113V166L111 167V165H109L108 169L111 167V169H109V171H110V170L112 171V169H114L112 172H114L116 169L120 170V169L118 168V165H124V163L127 164V163L129 162V161H128V162L126 163V162H124L123 159H122V160H120ZM128 159H127V160H128ZM27 160H29V157L26 159V161H27ZM33 160L28 161V164H29V169H33V170H34L33 163L30 164V162L33 161ZM73 160H74V161H73ZM84 160H85V161H84ZM98 160H97V162H95V165L97 166V164H100V163H101L100 166H102V161L99 162ZM143 160H144V159H143ZM146 160H147V157H146ZM146 160L144 161V163H145L146 165L143 164V165H144V168H143V169H144V171L147 172V171H150V169H151V167H153L152 165H154V163L152 164V162H151V164H150V162H149L148 160H147V161H148V162H147ZM26 161H25V162H26ZM35 161H34V163L38 164V161H36V162H35ZM40 161H41V162H40ZM49 161H50V162H49ZM68 161H69V159H68ZM71 161H69V163H70ZM120 161H122V163H120ZM125 161H126V160H125ZM150 161H152V159H151ZM177 161H178V162H177ZM45 162H48V163H45ZM72 162H71V164H70L71 166H72ZM98 162H99V163H98ZM123 162H124V163H123ZM153 162H155V161H153ZM169 162H170V161H169ZM65 163H66V162H65ZM67 163H68V162H67ZM67 163H66V166H67ZM108 163L113 164L111 160H109ZM108 163H106L105 166H107ZM129 163H130V162H129ZM13 164H14V163H13ZM15 164H18V163L16 162ZM28 164L25 163L26 166H27ZM47 164H49V165H47ZM149 164H150L151 167L149 166ZM156 164H159V163H155V165H156ZM173 164L176 165V166H175L176 169H174V165H173ZM30 165H31V167H33V168H31ZM70 165H68L66 168L68 169ZM74 165H75V164H74ZM161 165H162V164H161ZM161 165H159V166H161ZM178 165H179V166H178ZM14 166H15V165H14ZM26 166H25V167H26ZM39 166H40V164L38 165V167H39ZM52 166H51V167H52ZM92 166H93V165H92ZM92 166H91V167H92ZM147 166H149L150 169L147 168ZM19 167H20V166H19ZM25 167H24V168H25ZM35 167H37V166L35 165ZM40 167H43V166H40ZM48 167H49V168H48ZM53 167H54V166H53ZM74 167H75V166H72V167H70V168H72V170H73ZM98 167H99V166H98ZM122 167H123V166H121V168H122ZM156 167H157V166H156ZM156 167H154V169L152 170V171H154V177L157 175V172L159 171V170H158L159 168L156 169ZM54 168H55V167H54ZM70 168H69V169H70ZM75 168H76V167H75ZM77 168H76V169H77ZM81 168H82V167H81ZM139 168L142 169L141 164L138 166V169H137V172H139V174H140V173L142 172V170L140 171ZM145 168H146V169H145ZM161 168H162V166H161ZM161 168H160V170H161ZM169 168H170V166H169ZM177 168H178V169H177ZM50 169H52V168H50ZM55 169H56V168H55ZM69 169H68V170H69ZM92 169L95 170V172H96L95 174H93L94 171H93ZM92 169H91V168H88V170L93 171L92 174H93L94 176H95V175H98V174H101V173L104 172V170H105V169H102V170L100 169V171H98V173H97V170H96V169H98V168L95 169V168L93 167ZM147 169H148V170H147ZM184 169H185V168H184ZM184 169L182 168V170H184ZM187 169H188V168H187ZM24 170H25V169H24ZM41 170H42V169H41ZM68 170H67V171H68ZM85 170H87V169H85ZM88 170H87V171H88ZM138 170H139V171H138ZM155 170H157V171H155ZM162 170H165V167H163ZM162 170H161V171H162ZM170 170H171V169H170ZM16 171H17V170H16ZM34 171H35V170H34ZM50 171H51V170H50ZM70 171H71V170H70ZM74 171H75V170H74ZM109 171H107V173H106V170H105V172H104L105 174L102 173L103 175H100V177L96 176L95 179H96L97 181H98V180L100 181L101 179H98V178H102V181H103V179H105L104 176L106 177L108 174H109L108 176H112V175H111L112 172H111V171L109 172ZM144 171H143V172H144ZM165 171H166V170H165ZM19 172H20V171H19ZM26 172H27V171H25V173H26ZM31 172H33V171H31ZM68 172H69V171H68ZM116 172H117V171H115V173H116ZM120 172H122V171H120ZM155 172H156V173H155ZM162 172H163V171H162ZM25 173H24V174H25ZM29 173H30V172H29ZM51 173H52V172H51ZM118 173H119V172H118ZM144 173H145V172H144ZM144 173H143V174H144ZM17 174H18V173H16L15 176H17ZM24 174H23V179H24ZM58 174L64 176V177H61V179L59 180V181H60L59 183H61V180H62V181L64 180L63 182H65V185H62V186H65V187H66V185H68V184H67L68 181H70V182L72 181V183H73V180H74V181L77 180L75 177H73V176L71 177V174H73V173L69 174V173L65 172V170H64L63 173L60 172V173H57V175H58ZM65 174H66L67 176H68V175L70 176V177L68 176L69 180H68L67 176H65ZM89 174L91 175V172L88 171V174H86L85 176H83L82 179H80V180L82 181L83 179H85L87 175L90 176ZM143 174L141 173V175H143ZM177 174H178V173H177ZM177 174H176V175H177ZM185 174H187V173H185ZM188 174H190V173H188ZM18 175H20V173H19ZM26 175H27V173H26ZM26 175H25V176H26ZM31 175H30V176H31ZM113 175H114V173H113ZM30 176H28V177H30ZM35 176H33V177H35ZM75 176H77V175H75ZM88 176H87V178H88ZM108 176H107V177H108ZM144 176H145V175H144ZM168 176H169V175H167V174H166L165 176H164V175H163V176H160V179H161V180L158 178V175L156 176L157 179H158L157 182H158V181L161 182V184L158 182L159 185H160L161 187L163 186V184H166V185L168 184V185L170 186V183H171L172 181H174V179H173V178H170V177L175 176V174H174L173 176H171V175L169 176V178L171 179L170 181H169ZM179 176H183V175H178V176H175V177H179ZM18 177H19V176H18ZM18 177H17V178H18ZM21 177H22V175H21ZM26 177H27V176H26ZM26 177H25V178H26ZM165 177H167V178H165ZM35 178H36V177H35ZM37 178L35 179V181L37 180ZM42 178H43V180H41ZM62 178H64V179H62ZM71 178H72V179H71ZM74 178H75V179H74ZM87 178H86L85 180H89V179H87ZM89 178H90V177H89ZM93 178H94V177H93ZM109 178H110V177H108L107 180H109ZM164 178H165V179H164ZM181 178H182V177H181ZM181 178L179 177L178 179H181ZM20 179L22 180V178H20ZM33 179H34V178H33ZM33 179H29V180H31L30 182H33ZM175 179H176V178H175ZM178 179H177V180H178ZM65 180H66L67 182H66ZM107 180L105 179V181H107ZM121 180H122V179H121ZM121 180H120V181H121ZM141 180H142V179H141ZM164 180H165V182H164ZM166 180H167L169 183H167ZM177 180H176V181H177ZM182 180H183V179H182ZM22 181H23V180H22ZM102 181H100V182H102ZM162 181H163L164 183H162ZM179 181H181V180H179ZM24 182H25V183L28 182V183H26V184H29V185L31 184V183H29L28 178H27V181L24 180ZM40 182H39V181H36V183H37L38 185H41ZM43 182H44V181H43ZM55 182H56V181H55ZM153 182H154V180H153ZM177 182H178V181H177ZM22 183H23V182H22ZM22 183H19V185H20L19 188H20L21 190H23V189L25 188V186H24V188H21V187H22ZM95 183H96V182H94V183L91 182L92 185H91L90 183H88L86 187H85V185L82 186V184H79V185H81V186H78V185L75 186V187H76V188H75V192H76V190H77V193H79V192H80L79 190L84 189V187H85L84 190H87V189L90 187V189L93 191V190H94V187H95L96 185H98V184H95ZM102 183H103V182H102ZM172 183L174 184V182H172ZM172 183H171V186H170V187H173V186H172ZM26 184H23V185H26ZM50 184H52V183H50ZM89 184H90L91 186H88ZM179 184H180V182H179ZM181 184H182V183H181ZM29 185H27V186H29ZM34 185H35V184H34ZM34 185H33V186H34ZM93 185H95V186L92 187ZM114 185H115V184H114ZM118 185H119V184H118ZM120 185H121V186L123 185L122 187H124V184H120ZM120 185H119V186H120ZM168 185L165 186V187H167V189L169 188V191H170V187H168ZM174 185H176V187H177V183L174 184ZM16 186L18 187V185H16ZM30 186H31V185H30ZM35 186H36V185H35ZM35 186H34V187H35ZM60 186H61V185H59V189H58V190H59V193H57V192H58V191H57L56 194H55V195H57V196H55L56 199L54 200V202H56V203H55V206L53 207V209H57L56 204H57V201H58L59 199L61 200V198H60L61 196H63V198H64L63 201H62V203H65V204H64L65 206H63V204H61V207L59 208L60 210H61L62 207H64V208L67 207V206H68L67 204L71 205L72 202H73V203H74V202L77 203V201L75 200V198H78L77 196L80 197V195H81L80 193H79V194H73V193H72L71 196H73L74 199L70 198L71 196H70L69 193H68L69 195H68V194L65 195L66 193H65L64 195H60L61 192H62V190H60ZM62 186H61V187H62ZM68 186H69V185H68ZM98 186H99V185H98ZM119 186H118L117 188H118V191L121 192V189H122V188H120ZM179 186H180V185H179ZM17 187L15 188L16 190L18 189ZM43 187H44V186H43ZM65 187H64V188H65ZM71 187H72V186H71ZM80 187H82V188H80ZM96 187H97V186H96ZM99 187H100V186H99ZM163 187H164V186H163ZM163 187H162V189H164V190H162V191L167 190V189H165V188H163ZM48 188L50 189V188H51V185L48 186ZM64 188H63V189H64ZM79 188H80V189H79ZM86 188H87V189H86ZM97 188H98V187H97ZM119 188H120V189H119ZM174 188H175V187H174ZM181 188H182V187H181ZM30 189H31V188H30ZM61 189H62V188H61ZM115 189H116V186H115ZM171 189H173V188H171ZM206 189H207V187H206ZM33 190H34V189H33ZM39 190H40V189H39ZM39 190L37 189V191H39ZM50 190H51V189H50ZM122 190H123V189H122ZM81 191H83V190H81ZM147 191H148V190H147ZM179 191H180V190H179ZM34 192H36V190L33 191V193H31V194H33V196H36V195L34 194ZM39 192H40V191H39ZM39 192H37V194L41 195ZM148 192H151V190H149ZM148 192L146 193L147 195H148ZM262 192H264V191H262ZM41 193H42V192H41ZM49 193H51V192H49ZM93 193H94V192H93ZM128 193H129V192H128ZM151 193H152V192H151ZM151 193H150V194H151ZM163 193H164V192H163ZM22 194H21V195H22ZM126 194H127V193H126ZM142 194H143V193H142ZM174 194L176 195L177 193H174ZM180 194H181V193H180ZM260 194H261V193H260ZM39 195L36 196V197H39ZM76 195H77V196H76ZM131 195H132V194H131ZM165 195H168V193H167V194L165 193ZM178 195H179V194H178ZM262 195H264V194H262ZM64 196H66V197H64ZM179 196H180V195H179ZM25 197H26V198H25ZM29 197H30V198H29ZM36 197H34V198H36ZM45 197H47V196H45ZM45 197H44V196L41 197V198L39 197L41 200H40L39 198H36V201H39V200H40V201H39V204L41 203L40 206H43L42 204H44L45 202L48 203V200H47ZM57 197H58L59 199H57ZM144 197H145V196H144ZM177 197H178V196H177ZM34 198H33V201H31V200H28V201H29V202H30V201H31V202H34V200H35ZM43 198H44L45 200H44ZM47 198H48V197H47ZM125 198H127V196H126ZM158 198H160V197H158ZM236 198H237V197H236ZM259 198H260V200H264V199H261V198H264V197H259ZM37 199H38V200H37ZM71 199H72L73 201H71ZM7 200H6V201H7ZM42 200H43L44 202H43ZM56 200H57V201H56ZM74 200H75V201H74ZM141 200H142V202H141ZM141 200H140L141 205L144 203V205H142L143 208H144V206H145L146 208H147L148 206H150V205H148V201H149V200H147V203H145V201H144V200H146V199H141ZM158 200H159V202H160V199H158ZM260 200H259V202H260ZM36 201H35V204H38V203H36ZM41 201H42L43 203H42ZM143 201H144V202H143ZM256 201H257V200H256ZM26 202H27V200H26ZM69 202H70V203H69ZM23 203H24V202H23ZM58 203H59V201H58ZM82 204H83V203H82ZM149 204H150V202H149ZM44 205H46V204H44ZM72 205H73V204H72ZM75 205H76V204H75ZM133 205H135V204H133ZM147 205H148V206H147ZM24 206H26V207H24ZM30 206H31V207H30ZM48 206H49V205H48ZM48 206H46V207H48ZM76 206H77V205H76ZM76 206H75V208H76ZM117 206H121V207H122V205H117ZM158 206H159V205H158ZM158 206H156V210L154 209L155 213L152 214L153 216H152V215H149V216H148V219H150V220H151V219H152V220L154 219V215H156V212H158V210H157V209H158V208H157ZM44 207H45V206H44ZM44 207H42L41 209H44ZM71 207H72V206H71ZM256 207H257V205H256ZM0 208H1V206H0ZM37 208H38V206H36V209H37ZM39 208H40V207H39ZM39 208H38V209H39ZM64 208H62V210H61L62 212H61V211H58V212H60V214H62V213L65 214L64 212H66V211L68 210V208H67L66 211H64V210H65ZM118 208H120V207H118ZM146 208H145V209H146ZM38 209H37V211H38ZM48 209H49V208H48ZM116 209H117V207H116ZM257 209H258V208H257ZM30 210L33 211V213H31V215L35 214L34 216H36V215L39 214L38 216L41 217V219H42V215H43L44 212H45V210H43V211H44L43 214L40 213V211H39V213L37 214V213H36V212H37L36 210H33V209H30ZM30 210H29V213L31 212ZM51 210H52V209H51ZM82 210H83V209H82ZM82 210L79 209V211H82ZM25 211H27V212H25ZM34 211H36V212H34ZM47 211H48V210H47ZM98 211H99V210H98ZM154 211H153V212H154ZM41 212H42V210H41ZM49 212H52V213L54 212L55 215H54V214L51 215V213H48V214H46V215H48V216H45L47 220L43 217L45 221H41V220H39V223H40V222L43 223V222H47V221L50 222L51 220H52V221L54 220V222H55V220L57 219V218H56V217H57L56 210H55V211H54V210H53V211H49ZM82 212H84V211H82ZM82 212H75V215L77 216V215L80 214V213L82 214ZM118 212L120 213L119 209L116 210V213H117V214L115 213V215L120 216L121 214L119 215ZM196 212H197V214L194 212L195 215H198L199 212H198V211H196ZM19 213H20V214H19ZM121 213H122V212H121ZM173 213H174V212H173ZM8 214H9V212H8ZM10 214H11V213H10ZM40 214H41V216H40ZM81 214L77 216L78 218H77V217H74V215H72L74 218H76L75 220H78L79 218H82V217H83L82 219H80V221L78 220L79 223H76L77 225H75V226L72 225V224H75V220L72 219V218H73L72 216H71L69 219H67L66 223L69 221V223L71 222L70 224L72 225V227H77V228H78L77 230H80V228H82V225H83V223H84L83 221L85 220V216H83V215L81 216ZM84 214H85V212H84ZM168 214L171 215V213H168ZM168 214L166 213V215H168ZM44 215H45V214H44ZM44 215H43V216H44ZM50 215H51V216H50ZM172 215H173V214H172ZM172 215H171V216H172ZM49 216H50V217H49ZM59 216H60V215H59ZM80 216H81V217H80ZM135 216H136L135 219L137 220V215H135ZM193 216H194V215H193ZM7 217H8V215H7ZM31 217H33V216H31ZM39 217H38V218H39ZM48 217H49V219H48ZM60 217H62V215H61ZM115 217H117V216H115ZM121 217H122V216H121ZM133 217H134V216H133ZM152 217H153V218H152ZM200 217H201V216H200ZM200 217L197 216V218H199V220H200ZM33 218H35V217H33ZM36 218H37V217H36ZM51 218H52V219H51ZM53 218H54V219H53ZM55 218H56V219H55ZM113 218H114V217H113ZM58 219H59V218H58ZM71 219H72L73 221H71ZM160 219H161V218H160ZM213 219H214V218H213ZM8 220H9V219H8ZM33 220H34V221H33ZM42 220H43V219H42ZM81 221H82V222H81ZM114 221H115V220H114ZM49 222H48V224H47V223H44V224H47V228H48L47 230H48V232H50V231H49V230H50V229H49ZM54 222H52V224H54ZM57 222H58V221H57ZM61 222H62V221H61ZM80 222H81L82 225L80 224ZM207 222H208V220H207ZM10 223H11V221H10ZM18 223H17V224H18ZM163 223H164V222H163ZM188 223H190V222L188 221ZM52 224H50V225H52ZM70 224H69V227H68V228H70V226H71ZM78 224H80L81 227H80V225H78ZM190 224H191V223H190ZM11 225H12V223H11ZM26 225L24 226L25 228H26ZM36 225H38V224H36ZM36 225H35V226H36ZM41 225H42V224H41ZM149 225L155 227V224H148V226H146L145 228H144V226H143V227H142L143 229H142V228L140 229V234H139V236L142 235V236L144 237V236H145L144 234H146L145 238H146V239H148V238L150 239V235H149V234L154 230V227L151 228V227H149ZM163 225H164V224H163ZM163 225H162V226H163ZM205 225H206V224H205ZM18 226H19V227H18V230L21 228V231H22V229H23V231H24L25 233H27V232L30 233L29 231H25V230H27V228L24 230V227H22V225H18ZM58 226H59V225H58ZM78 226H79V227H78ZM140 226H141V225H140ZM12 227H13V226H12ZM43 227H44V226H43ZM72 227H71V228H72ZM148 227L151 228V230H149V229L147 230ZM205 227H206V226H205ZM40 228H41V227H40ZM44 228H46V225H45ZM44 228H43V230H42L43 233H45V232H44ZM112 228H113V227H112ZM116 228H117V227H116ZM200 228H201V227H200ZM220 228H221V227H220ZM220 228H219V229H220ZM9 229H10V228H9ZM35 229H37V228L35 227ZM65 229H66V228H65ZM73 229H74V228H72L71 230H73ZM119 229H120V228H119ZM119 229H117V230H119ZM14 230H15V229H14ZM16 230H17V229H16ZM53 230H54V229H53ZM53 230H52V231H53ZM117 230L115 231V229H114V230H113L114 232L112 231V232L114 233V235H112V237L115 238V239H116V237L121 236V235H120L121 232L119 231V232H120V233H119V232H117ZM141 230L143 231V233H144V232H145V233L142 234V233H141ZM155 230H156V229H155ZM200 230H201V231H202V230H205V228H204V229L201 228ZM21 231H19V232L21 233ZM35 231H36V234L33 233V232H35ZM39 231H40V230H39ZM42 231H41V232H42ZM45 231H46V229H45ZM66 231H67V230H66ZM84 231H86V230H84ZM146 231H147V232H146ZM148 231H149V234H148ZM17 232H18V231H17ZM24 232H22L23 234H21V235L24 236V234H25ZM41 232H39V233H41ZM48 232H47V233H48ZM69 232H70V230H69ZM116 232H117V234H116ZM205 232H206V231H205ZM74 233H75V231H74ZM85 233H86V232H85ZM153 233H154V231H153ZM202 233H203V232H202ZM15 234H17L16 231H15ZM31 234H30V236H31ZM45 234H46V233H45ZM45 234H44V236H46L45 238L47 239V237H48V238L50 239V237H51V235H52L51 232L49 233V234H51V235H49L50 237L47 236L48 234H47V235H45ZM61 234H62V235H61ZM68 234L70 235V233H68V231H67V235H68ZM82 234H83V233H82ZM203 234H204V233H203ZM18 235H19V234H18ZM41 235H42V234H41ZM53 235H54V234H53ZM64 235H65V236H64ZM67 235L64 234V233H60V236H62V237H60V239L63 238L62 240H63L64 242H66V241H67L66 238L70 237L69 235H68V236H67ZM115 235H119V236H115ZM126 235H127V234H126ZM126 235H125V236H126ZM152 235H153V234H152ZM152 235H151V236H152ZM28 236H29V235H28ZM30 236H29V237H30ZM42 236H43V235H42ZM63 236L65 237V239H64ZM109 236H111V235L109 234ZM114 236H115V237H114ZM142 236H141V237H142ZM185 236H186V235H185ZM187 236H188V235H187ZM187 236H186V237H187ZM18 237H19V236H18ZM37 237H36V238H37ZM134 237H135V236H134ZM141 237H140V238H141ZM143 237H142V238H143ZM202 237H203V236H202ZM204 237H205V236H204ZM14 238H15V237H14ZM25 238H26V237H25ZM25 238H24L25 242H26V241H27V242L30 241V239L27 240L28 238H26V239H25ZM53 238H54V237H53ZM85 238H87L86 235H85ZM85 238H83V240H80V239H79L80 244L82 243V241L85 240ZM145 238H143V239H145ZM159 238H160V237H159ZM159 238H157L158 243H160L159 241L161 240V239H159ZM214 238H215V237H213L212 239L214 240ZM22 239H23V238H22ZM49 239H47V240H49ZM75 239H76V238H75ZM75 239H74L73 242L77 241V239H76V240H75ZM110 239H111V237H110ZM133 239H134V238H133ZM135 239H136V238H135ZM135 239H134L133 241H135ZM18 240H19V242H20V239H18ZM65 240H66V241H65ZM91 240H92V238H91ZM187 240H188V239H187ZM187 240H186V241H187ZM215 240H216V238H215ZM31 241H33V240H31ZM51 241H53V240H50V241H49V242L52 244ZM55 241H56V239H55ZM63 241H62V242H63ZM102 241H103V239H102ZM144 241H146V240H144ZM148 241H149V240H148ZM157 241H155V245L157 244V246H158ZM9 242H11V240H10ZM13 242H15V241H13ZM13 242H11V243H13ZM19 242H17V243H19ZM73 242H72V243H73ZM91 242H92V244L94 243V245L91 244L92 247H94V250H95V251H96V249L99 250V248H100V247H99V246H100L99 244H100L101 241L98 242V243H95V241L93 242V240H92ZM136 242H137V239H136ZM136 242H133V243H135V245L133 244L134 246H133V245H132V247L129 246L130 249H128L129 247L126 248V249L129 250L130 254H131V253L133 254V251H134L135 248L137 247V243H138V242H137V243H136ZM216 242H217V240H216ZM29 243H30V242H29ZM29 243H28V246L30 245ZM39 243H41V241L38 242L37 244H39ZM42 243H43V242H42ZM42 243H41V245H43ZM77 243H78V242H77ZM82 244H84V243H82ZM82 244H81V245H82ZM85 244H86V245H84V246H81V245L78 244L80 247H79L78 245H76V243H73V244L71 245V247H70V245H69V246L58 245V246H59V248L61 249L62 256L65 258V256L67 255V256H66V259H67V258H69L68 255L70 254V251H72L71 254L74 253V251H75V250H74V251L72 250V249H73V248H72L73 245H75L76 248H81V247H82V249L84 250V252H86L87 250L84 249L85 246L87 247V242H86V240H85ZM95 244H97V245H95ZM101 244H102V246H103V243H101ZM45 245H47L46 242H44V246H45ZM98 245H99V246H98ZM177 245H178V244H177ZM255 245H256V244H255ZM10 246H12V244H11ZM33 246H34V244H33V245H30V247H33ZM35 246H36V243H35ZM37 246H40V244L37 245ZM51 246H52V245H51ZM51 246H49V243H48V248L45 246L44 249H45V248L49 249V247H50V252H51ZM102 246H101V248H102ZM171 246H172V245H171ZM174 246H175V244H174ZM174 246H172V247L169 248L168 250H167V249L165 250V251H167V254L172 255V254H171L172 252H170V250L173 251V249H174L173 254H174V252H176L175 250H176L177 248H176V247L174 248ZM179 246H180V245H179ZM253 246H254V245H253ZM259 246H260V245H259ZM40 247H41V246H40ZM42 247H43V246H42ZM63 247H64V248H63ZM73 247H74V246H73ZM133 247H134V249H133ZM255 247H256V246H255ZM260 247H261V246H260ZM22 248H23V247H21L20 249L22 250ZM38 248H39V247H38ZM118 248H119V247H118ZM150 248H151V247H150ZM178 248H180V247H178ZM256 248H257V247H256ZM24 249H27L26 246H25ZM24 249H23V250H24ZM44 249H43V251H42V248H41V252H42L43 254L41 253V255H38V252L35 251V250H36L35 247H34V249L31 248V252H35V253H33V255H30V256H33V257H30V258H29V261H30V259H33L34 257L36 258V257L38 256L36 259H37V260H39V259L41 260V258H42L44 264H54V261H56L57 264H63V260H62V258L60 257L61 255H60V256L57 255V253L60 252V250H59L58 248H56V252H57V253L55 254V255H57L58 257L56 256L57 258L55 257L56 259H55L54 261H53V259H52V254H47V253H49V250L46 251L47 249H46V250H44ZM57 249H58V250H57ZM74 249H75V248H74ZM87 249H88V248H87ZM132 249H133V250H132ZM216 249H218V248H216ZM261 249H262V248H261ZM261 249H260V250H261ZM11 250H12V249H11ZM18 250H19V249H18ZM23 250H22V251H23ZM33 250H34V251H33ZM66 250H67V252H66ZM83 250H80V251H83ZM130 250H131L132 252H131ZM255 250H256V249H255ZM257 250H258V249H257ZM45 251H46L47 253H46ZM62 251H63V252H64V251L66 252V253H64L65 255L63 254ZM68 251H69V253H68ZM108 251H109V250H108ZM178 251H181V249H179ZM213 251H214V250H213ZM236 251H237V250H236ZM252 251H253V250H252ZM129 252H128V253H129ZM162 252H163V251H162ZM162 252L160 251V252L157 253V254H159V255L161 256V253H162ZM168 252H169V253H168ZM254 252H256V251H254ZM11 253H12V255H15L14 251H12ZM23 253H25V252H23ZM61 253H60V254H61ZM107 253H108V252H107ZM217 253H218V251H217ZM236 253H237V252H236ZM239 253H240V252H239ZM239 253H238V254H239ZM252 253H253V252H251V254H252ZM34 254H36L37 256H36V255L34 256ZM76 254H77V253L75 252V255H76ZM92 254H93V253H92ZM108 254H109V253H108ZM140 254H141V253H140ZM255 254H256V253H255ZM255 254H254V255H255ZM7 255H8V254H7ZM23 255H24V254H23ZM77 255H79V254H77ZM240 255H241V254H240ZM10 256H11V255H10ZM16 256H17V255H16ZM39 256H40V257H39ZM42 256H43V257H42ZM72 256H73V255H72ZM107 256H108V255H107ZM107 256H106V257H107ZM236 256H237V254H236ZM1 257H2V256H1ZM21 257H22V256H21ZM79 257H81V256H79ZM103 257H104V256H103ZM250 257H251V256H250ZM254 257L256 258V256H254ZM17 258H18V257H17ZM35 258H34V259H35ZM70 258H71V257H70ZM77 258H78V256H77ZM194 258H195V256H194ZM251 258H253V257H251ZM255 258H254V259H255ZM34 259L31 260L30 262H33ZM169 259H170V258H167V260H166V262H165V258L162 259V258L160 257V261H163L161 264H165V263H166V264H167V263L170 264L171 261H169ZM17 260H18V259H17ZM104 260H106V259H104ZM104 260H102V261L104 262ZM117 260H118V259H117ZM117 260H115L116 263L119 261V260H118V261H117ZM135 260H136V259H135ZM135 260H134V261H135ZM194 260H195V259H194ZM18 261H19V260H18ZM167 261H168V262H167ZM242 261H243V260H242ZM250 261H251V260H250ZM26 262H28V260H26ZM30 262H29V263H30ZM35 262H36V260H35ZM35 262H33V264H36ZM39 262H40V261H39ZM41 262H42V260H41ZM41 262H40V264H41ZM103 262H102V263H103ZM239 262H240V261H239ZM11 263H12V262H11ZM118 263H119V262H118ZM118 263H117V264H118ZM120 263H121V262H120ZM250 263H251V262H250ZM254 263H255V262H254ZM12 264H13V263H12ZM26 264H28V263H26ZM30 264H31V263H30ZM37 264H38V263H37ZM140 264H141V263H140ZM191 264H192V263H191ZM237 264H239V263H237ZM257 264H264V251H259V253H258V257H257Z\"/></svg>",
  "mask_w": 264,
  "mask_h": 264
},
{
  "label": "crops",
  "instance_id": "3",
  "mask_svg": "<svg viewBox=\"0 0 264 264\" xmlns=\"http://www.w3.org/2000/svg\"><path fill=\"white\" fill-rule=\"evenodd\" d=\"M152 119L162 120L163 117L161 114L154 113ZM146 129L149 133L150 138L152 137V139H154L155 141L156 147L154 146V150H156V152L153 151L154 154H152V159L164 164H167L169 161L173 162L177 153V139L174 128L165 131L161 130L160 128L154 130L151 126V123H148ZM187 142H189V144H193V138H187ZM201 152L204 154L206 153V150H202ZM134 156H140L139 149L134 153ZM191 166L198 174L201 173V175L196 178V182H193L190 180V178H188L185 183V208L188 213H194L198 211L205 215L207 212V203L210 201L211 195L209 193L205 194L199 191L200 186L209 185L210 183L209 178L205 175V173L209 172L207 161L202 158L201 160H198L196 164H194V162H191ZM129 169H133V166H129ZM232 183L233 182L229 184L233 185ZM129 184L131 185V187L128 189V191L126 192L127 194L125 193L124 196H127V198H125V219L127 220L130 218L129 199L132 197L131 194H133V192L137 191L138 189L144 187V182L140 178H138L134 173H131L130 175ZM219 189L223 191V194L221 192L217 193V198L214 199L213 209L216 210L217 213L222 214L225 210L222 199L223 196H229V188L227 189V186L218 184V190ZM232 189L233 188L230 187V190ZM163 208L165 210L171 211V215H174L173 212H175L176 218L175 221H172L170 233L172 237H176L177 234L181 231V229H179V224L177 223V217L182 207L179 206L172 199H165Z\"/></svg>",
  "mask_w": 264,
  "mask_h": 264
}]
</instances>
